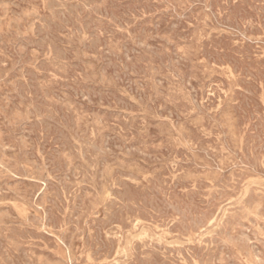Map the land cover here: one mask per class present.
I'll return each instance as SVG.
<instances>
[{
	"label": "rangeland",
	"instance_id": "rangeland-1",
	"mask_svg": "<svg viewBox=\"0 0 264 264\" xmlns=\"http://www.w3.org/2000/svg\"><path fill=\"white\" fill-rule=\"evenodd\" d=\"M59 1L58 0H56V1L55 0H0V34L3 33V35L1 34L2 37L0 35V41H1L0 42V45H1L0 46V91H2V92H0V103H1L0 104V148L3 147L2 149H0V157H1L0 160H2V161H0V171H1L0 172V176H1L0 177V195H1L0 198L2 197L0 199V208H1L0 209V211H1L0 212V245H1L0 246V264H6V263L7 264H25V263L26 264H40L41 262H42L41 264H49V263L50 264H55V263H57V264H119V263L120 264H154V263L155 264H193V263L194 264H242V263L243 264H254V263L255 264H262L263 263L264 264V256H263L264 255V249H263L264 248V237H263L264 236V229H263L264 228V194H263L264 193V187H263L264 186V183H263L264 182V161H262V160H264V158H263V156H264V114H263V112H264V98H263L264 97V74H263L264 73V53H263L264 52V17H263L264 16L263 15L264 14V9H263L264 8V0H248L249 2L247 0H234V1H232V0L231 1L230 0H221V1L219 0L218 1L217 0L216 2L214 0H198V1L195 0L196 2L194 0H190V1L189 0H179L180 2L178 0H173V1L172 0H170V1H168V0H129V1L125 0L124 2H123V0H117V2H116V0H112V1L111 0H79V1L78 0H65L66 2L64 0H59ZM90 1H92V2H90ZM113 1L115 4L113 3ZM118 1H119V3H118ZM239 1H240L241 5L243 4L242 7L239 4ZM243 1H245L246 3L245 2L243 3ZM54 2H56V3H54ZM49 3H50V5H49ZM51 3L53 4L54 7L52 6ZM93 3H94V5H93ZM128 3H129V6H128ZM159 3H160V5H159ZM232 3H234V4H232ZM126 4H127V6H125ZM151 4H153V5L151 6ZM161 4H163V5H161ZM245 4H246V6H245ZM258 4H260V5H258ZM85 5H86V7H85ZM143 5L144 6L146 5L148 7H146V6L144 7ZM158 5L160 6V8ZM222 5H223V7H222ZM232 5H233V8H232ZM99 6L102 8H100ZM116 6H118L119 8ZM141 6H142V8H139ZM176 6H177V8H174ZM207 6H210V7H207ZM228 6H231V7H228ZM258 6H259V8H258ZM63 7H65V8H63ZM77 7H78V10L76 9ZM127 7L129 10L127 9ZM235 7L237 8L236 10H235ZM238 7H240V8H238ZM110 8H111V10H109ZM135 8H136V10H135ZM146 8H148V9H146ZM198 8H199V10H198ZM217 8H219V9H217ZM243 8H246L247 11H246V9L243 10ZM131 9H133L134 11L133 10L131 11ZM220 9H222L223 11ZM75 10L78 12H76ZM97 10L99 11V13ZM52 11L54 14L52 13ZM69 11H70V13H69ZM106 11L108 12V15H107ZM175 11L177 12V14ZM236 11H238L239 13ZM80 12H82V13H80ZM92 12H93V14H92ZM120 12H122L123 14ZM130 12H132V14ZM244 12L247 14V16ZM253 12L255 15L257 13L258 14L255 16L253 14ZM178 13H179V15H178ZM242 13H244V14H242ZM78 14L82 17H80ZM98 14H100V15H98ZM232 14H233V16H232ZM124 15H126L128 18ZM215 15H217V16H215ZM223 15H224V17H223ZM72 16H74V17H72ZM106 16H108V18ZM140 16H143V17H140ZM145 16H146V18H145ZM205 16H207V17H205ZM42 17H43V19H42ZM110 17H112V18H110ZM121 17L123 20H121ZM246 17H247V19H246ZM62 18L65 21H63ZM102 18H104V19H102ZM144 19L147 21H145ZM118 21H120V22H118ZM148 21H150V22H148ZM187 21H188V23H187ZM223 21H224V23H223ZM227 21H228V24L230 23V25H227V23H226ZM91 22L94 24H92ZM254 22H256V23H254ZM257 22H258V24H257ZM85 23H87V24H85ZM100 23L102 25V28L100 26ZM102 23H104V24H102ZM112 23L114 25H112ZM116 23H118V24H116ZM125 23H127V24H125ZM233 23H235L236 26ZM242 23H244V24H242ZM250 23H253V25L250 26L251 25ZM47 24H49L50 27ZM76 24H77V26H76ZM194 24H195V26H194ZM216 24H218V25H216ZM106 25L108 28L106 27ZM185 25H187V26H185ZM196 25H197V27H196ZM104 26H105V28H104ZM46 27H48V28H46ZM61 27L63 30L61 29ZM64 27H65V29H64ZM74 27H75V29H73ZM258 27H260V28L258 29ZM53 28L56 30H54ZM252 28H253V30H252ZM110 29L113 30V32ZM244 29H246V30H244ZM52 30L54 33L52 32ZM79 30H81V31H79ZM95 31H96V33H95ZM215 31H216V33H215ZM245 31L247 33H245ZM41 32H42V34H41ZM254 32H256V33H254ZM58 33H60L61 35ZM201 33H203V34H201ZM16 35L18 38L16 37ZM131 35H133V36H131ZM172 35L173 36L176 35V36L173 37ZM185 35H187L188 37ZM189 35H191V36H189ZM192 35H194V36H192ZM28 36H29V38H28ZM60 36H62V37L60 38ZM126 37H128V38H126ZM135 37H137V38H135ZM222 37H224V38H222ZM48 38H50V39L48 40ZM92 38L94 39V41ZM139 38H140V40H139ZM232 38H233V40H232ZM164 39H167V40H164ZM191 39H193V40H191ZM205 39H207V40H205ZM247 39H248V41H247ZM56 40H58L59 42ZM4 41H6V42H4ZM51 42H54V43H52V45H51ZM85 42L87 45L85 44ZM94 42H96V45ZM98 42H99V44H98ZM247 42L248 43L250 42V43L248 44ZM147 43H149V44H147ZM165 43H168V44H165ZM45 44L47 45V48H46ZM131 44H133V45H131ZM170 44H171V46H170ZM187 44H189V45H187ZM215 45H216V47H215ZM48 46H49V49H48ZM54 46H56V47L53 48ZM88 46H91V47H88ZM108 46L110 49L111 48L114 49V51H112V49L110 50L108 48ZM244 46L246 49L244 48ZM252 46L253 47L255 46L254 50L252 49L253 48ZM8 47L10 49H8ZM51 47H52V49H51ZM163 47H165V48H163ZM168 48H170V49H168ZM117 49H119V50H117ZM127 49H129V50H127ZM147 49H149V50H147ZM233 49H234V52H233ZM48 50H49V52H48ZM115 50L117 51V53H115L116 52ZM239 50H241V51H239ZM58 51H60V52H58ZM62 51H63V53H62ZM146 51L149 54H147ZM155 51H156V53H155ZM167 51L170 53H168ZM216 51H218V52H216ZM112 52H113V54H112ZM172 52L173 53L175 52V53L173 54ZM221 52H222V54H221ZM91 53H93V54H91ZM139 53H141L142 55L141 54L139 55ZM216 53H218V54L220 53V54L217 56ZM234 53H236V54H234ZM56 54H57V56H56ZM261 54H263V55H261ZM27 55H29V56L31 55V56L29 57ZM175 55H177V56H175ZM45 56L46 57L48 56V57L46 58ZM56 57H58V58H56ZM106 57H109V58H106ZM164 57L166 60L164 59ZM184 57H185V60H184ZM224 57H225V60H224ZM124 58H125V60H124ZM132 58H133V60H131ZM138 58H143L145 61L143 62V59L138 60ZM152 58H153V60H151ZM156 58H157V60H156ZM161 58H163V59L161 60ZM205 58L206 59L208 58L210 61L206 60ZM43 59H45V60H43ZM106 59H107V61H106ZM147 59H148L149 64L147 63ZM170 59H172V60L170 61ZM182 59H183V61H182ZM260 59L263 61H261ZM70 60L73 62H70ZM121 60H123V62ZM149 60H151L152 62ZM163 60H164V62H162ZM38 61H41V62H38ZM125 61L126 62L128 61V62L126 63ZM228 61L231 63H229ZM43 62H44V64H43ZM174 62H176V63H174ZM185 62H186V64H185ZM144 63H145V65H144ZM168 63H170V65H168ZM208 63H210V64H208ZM242 63H244L245 66ZM39 64H41V65H39ZM125 64H126V66H125ZM131 64H133V65H131ZM157 64H159V65H157ZM55 65L57 67H54ZM109 65H111V66H109ZM119 65L121 67H119ZM150 65H151V67H150ZM44 67H45V69H44ZM113 67H115V68H113ZM116 67L118 69H116ZM126 67H127V69H126ZM163 67H164V69H163ZM71 69H72V72H70ZM50 70H51V72H49ZM115 70L117 71V73ZM131 70H132V72H131ZM139 70L141 73L139 72ZM234 70H236V72ZM249 70H250V72H249ZM104 71L107 73L105 74ZM159 71L161 72V74ZM245 71H246V73H248V72L249 73L246 74ZM87 72H88V74H87ZM134 72L138 73V75L135 74ZM53 73H54V75H53ZM64 73H66V74L64 75ZM114 73H116V74H114ZM175 73H176V75H175ZM260 73H261V75L263 74V76H261ZM61 74H62V76H61ZM151 74H152V76H151ZM233 74H235V75H233ZM57 75H59V76H57ZM67 75H68V78H66ZM171 75H174V76H171ZM147 76L150 78H148ZM197 76H198V78H197ZM254 76H255V78H254ZM261 77H263V78H261ZM53 79H56V80H53ZM25 81H27V82H25ZM36 81H37V83H36ZM66 81H68V82L66 83ZM69 81H70V83H69ZM78 81H79V83H78ZM148 81H150V82H148ZM206 81H208V82H206ZM253 81H255V82H253ZM18 82H20L21 85ZM12 83L14 86L12 85ZM17 83H18V85H17ZM38 83L39 84L41 83V84L38 85ZM75 83H76V85H75ZM181 83H184V86ZM198 83L200 84V86ZM205 83H207V84H205ZM243 83H245L246 85ZM145 84H147V85H145ZM159 84H161V86ZM214 84H216V85H214ZM250 84H251V87H250ZM255 84H256V86H255ZM170 85H172V86H170ZM70 86H72V87H70ZM76 86H77V88H76ZM141 86H143V87H141ZM162 86H164L165 88H163ZM167 87H169V88H167ZM215 87H216V89H215ZM47 88H48V90H47ZM137 88H138V90H136ZM160 89H162V90H160ZM174 89H176V90H174ZM208 89H210V90H208ZM37 90H39V92H36ZM141 90L144 92L146 91L145 93H147V94L143 93ZM228 90H230V91H228ZM220 91H222V92H220ZM226 91H227V93H226ZM65 92H67V93H65ZM219 92H220V94L218 95ZM40 93H42L43 95ZM197 94H199V97ZM204 94H205V96H204ZM1 95L3 97H1ZM20 95H22V96H20ZM236 95L238 97H236ZM25 96H26V98H25ZM165 96H166V98H165ZM169 96H171V97H169ZM8 97H10L11 99ZM124 97H126V98H124ZM155 97H157V98H155ZM172 97H174V98H172ZM54 98H55V100H54ZM67 98H68V100H67ZM141 98H142V100H141ZM151 98L153 100H151ZM198 98H200V99L198 100ZM60 99H62V100H60ZM165 99L167 100V102H165L166 101ZM185 99H186V101H185ZM116 100H117V102H116ZM158 100L160 101V104L158 103L159 102ZM176 100H177V102H176ZM67 101L69 103H67ZM104 101H105V103H104ZM208 101H210V102H208ZM224 101H226V102H224ZM234 101H236V102H234ZM242 101H243V103H242ZM254 101H256V102H254ZM202 102H204V103H202ZM38 103H40V104H38ZM76 103H78L79 105H77ZM179 103H181V104H179ZM61 104H63V105H61ZM119 104H122V105H119ZM31 105L33 107H31ZM76 105H77V108L79 110H77ZM108 105L109 106L112 105V106L109 107ZM237 105L240 106L242 108V110L240 107L238 108ZM253 105H255L254 108H253ZM156 106H158V107H156ZM186 106H188V107H186ZM203 106H204V108H203ZM213 106H215V107H213ZM60 107H62V108H60ZM66 107H68V108L71 107V108L68 110ZM165 107H166V109H164ZM191 107H194V108H191ZM34 108H35V110H34ZM85 109H87V110H85ZM135 109H137V110L134 111ZM153 109H154V111H153ZM239 109H240V111H239ZM37 110H38V112H37ZM82 110H83V112H82ZM52 111H53V113H52ZM63 111L64 112L66 111V112L64 113ZM244 111H245V113H244ZM33 112L35 113L34 116H33ZM73 112H75L76 114L75 113L73 114ZM164 112L165 113L167 112L168 114L166 113L167 114L166 115ZM198 112L200 113V115ZM246 112H248V113H246ZM41 113H43L44 115ZM47 113H49L48 116H47ZM124 113L126 115H124ZM208 113H210V114H208ZM244 114H245V116H244ZM39 115H41V116H39ZM44 116H45V118H44ZM56 116H58V117H56ZM104 116H105V118H104ZM120 116H122V121L120 119L121 118ZM168 116H169V118H166ZM254 116H256V117H254ZM213 117H215V118H213ZM203 118H204V121H203ZM240 118H242V119H240ZM252 118H253V120H251ZM254 118H256V119H254ZM38 119H41V120H38ZM93 120H94V122H93ZM31 121H32V124H31ZM111 121H112V123H110ZM65 122H67V123H65ZM171 122H172V125H171ZM185 122H188V123H185ZM16 123H18V124H16ZM80 123L81 124L83 123V125H81ZM218 123H220V125ZM85 124L87 126H85ZM173 124H175L177 127ZM251 124H252V126H251ZM257 124H258V126H257ZM47 125L48 126L50 125V126L48 127ZM111 125H112V127H111ZM125 125H126V127H125ZM239 125H240V127H239ZM31 126H33L34 129ZM123 126L125 127V129ZM259 126H260V128H259ZM40 127L42 129H40ZM46 127H48L49 130ZM7 128H8V130H7ZM214 128H215V130H214ZM216 128H218V129H216ZM54 129H55V131H53ZM69 129H70V131H69ZM194 129L196 132L193 131ZM253 129H255V130H253ZM88 130H90V131H88ZM158 130H159V132H158ZM27 131L29 132V134ZM109 131H111V132H109ZM137 131H138V133H137ZM193 132H194V134L197 133L196 134L197 137L193 134ZM199 132H201V133H199ZM246 132H248V134ZM86 134H88V135H86ZM139 134L142 137L139 136ZM81 135H83V136H81ZM145 136H146V138H144ZM31 137H32V139H31ZM69 137H71V138H69ZM98 137H99V139H98ZM26 138L27 139L30 138V139L27 140ZM45 138H47V139L45 140ZM252 138H253V140H252ZM50 139H51V141H50ZM196 139H198V140H196ZM84 140H86V141H84ZM96 140H98V141H96ZM192 140H193V142H192ZM4 141H6V142H4ZM27 141H29V142H27ZM120 141H121V143H120ZM50 142H52V143H50ZM219 142H221V143H219ZM240 142H242V143H240ZM246 142H247V144H246ZM188 143H190V144H188ZM70 144H71V146H70ZM130 144L131 145L134 144V146L133 145L131 146ZM22 145H24V147ZM66 145H69V146H66ZM119 145H120V147H119ZM180 145H182V146H180ZM259 145H261V147ZM26 146H28V147H26ZM32 146H34V147H32ZM91 146H92V148H91ZM148 146H150V147H148ZM193 146H195L194 147L195 149L193 148ZM104 148L106 151L103 150ZM148 148L150 149L149 151H148ZM3 149H4V151H3ZM70 149L72 152L70 151ZM90 149H92V151ZM121 149L122 150L124 149V151H122ZM175 149H176V153H175ZM188 149L192 150V151H189ZM254 149L256 151H254ZM87 150H89L91 152H89V151L87 152ZM93 150H95V151H93ZM40 151H41V153H40ZM96 151L99 153H97ZM125 151L127 154H125ZM179 151H181V154L179 153ZM230 151L233 153H231ZM42 152H44V153L42 154ZM74 152H76V153H74ZM183 152H184V155L182 154ZM239 152H241V153H239ZM36 153H38V154H36ZM68 153L69 154L72 153L71 154L72 156L69 155ZM82 153H84V154L82 155ZM227 153H228V155H227ZM45 154H46V156H45ZM96 154H98V155H96ZM170 154H172V155L170 156ZM252 154H253V156H251ZM57 155H59V156H57ZM223 155H225V158ZM55 156H57L58 158H56ZM104 156H105V158H104ZM173 156H174V158H173ZM67 157H69L70 159ZM75 157L76 158L80 157V158L75 159ZM101 157H103V158L101 159ZM219 157L220 158L223 157L224 160L220 159ZM241 157H242V159H241ZM14 158H15V161H14ZM34 158H36L37 161ZM253 158H255V160ZM243 160L244 161L246 160L247 162L245 161L246 162L245 163ZM5 161H7V162H5ZM31 161H33V162H31ZM91 161H92V163H91ZM15 162H17V163H15ZM260 162H262V163H260ZM9 163H10V165H9ZM52 163H53V165H52ZM57 163H59V164H57ZM250 163H251V165H250ZM169 164H171V166H173V167H171ZM218 164H219V166H218ZM59 166H62V167L59 168ZM196 166H198V167H196ZM209 166H210V168H209ZM50 167H52V168H50ZM75 167H77V168H75ZM203 167L205 169H203ZM178 168H180V169H178ZM92 169H93V171H92ZM211 169H212V171H211ZM165 170H166V172H165ZM261 170H263V172ZM55 171H56V173H55ZM203 171H205V172H203ZM115 172H117V173L114 174ZM38 173H39V175H38ZM30 174L32 177L30 176ZM48 174H50V175L53 174L54 176L53 175L50 176ZM102 174H103V176H102ZM174 174H176L175 177H174ZM13 175H14V177H12ZM34 175H37V176H34ZM122 175H123V177H122ZM200 176H202V177L200 178ZM203 176H204V179H203ZM87 177H88V179H87ZM147 177H149V178H147ZM178 177H180V178H178ZM84 178H86V179H84ZM91 178L94 180L92 181ZM116 178H120V179H116ZM229 178H230V180L231 179L232 180L230 181ZM64 179H66V180H64ZM77 179H79L78 182H77ZM81 179H83L84 181ZM250 179H251V181H250ZM6 180H7V182H5ZM118 180H120V181H118ZM204 180L206 182L207 181L208 182L206 183ZM137 181H139V182H137ZM46 182L48 183V186H47ZM50 182L53 184H51ZM59 182H62V183H59ZM118 182H120V183H118ZM123 182H124V184H122ZM102 183H103V185H102ZM205 183H206V185H205ZM222 183L223 184L225 183V185H223ZM9 184H11V185H9ZM109 184H110V186H109ZM200 184H202V185H200ZM214 184H216V185H214ZM19 185H21V186H19ZM140 185H143V186H140ZM152 185H153V187H150ZM236 185H237V187H236ZM49 186H50V188H49ZM74 186H75L76 190H75ZM88 186H89V188H88ZM107 186H109V187H107ZM224 186L225 187L227 186V188H224ZM121 187L124 189H122ZM185 187H186V189H185ZM131 188H133V191ZM160 188H162V189H160ZM31 189H33L34 191L33 190L31 191ZM56 189H59L61 192L56 190ZM126 189L129 191H127ZM143 190H145V191H143ZM159 190L160 191L163 190V193H162V191L160 192ZM165 190H167V191H165ZM231 190H233V191H231ZM73 191H75V192H73ZM123 191H125V192H123ZM135 191L136 192L138 191L141 194H139L138 192L136 193ZM150 191H152V192L150 193ZM153 191H154V193L156 192L155 195L157 194V196H155L153 194ZM197 191L198 192L200 191L199 192L200 194ZM216 191H217V193H216ZM112 192H113V194H112ZM188 192H190V193H188ZM6 193H8V194H6ZM11 193H14V194H11ZM69 193H71V194L69 195ZM133 193H135V195ZM89 194H90V196H88ZM99 194H100V196H99ZM205 194H207V195H205ZM4 195H5V197H4ZM110 195H112V196H110ZM181 195H182V197H181ZM228 195L229 196L231 195V196L229 197ZM252 195H254L255 197ZM18 196H19V198H18ZM54 196L57 198H55ZM82 196H84V197H82ZM14 197H16V198H14ZM123 197H124V199H123ZM157 197H159V198H157ZM164 197L166 200L164 199ZM173 197L176 198L177 200L173 199ZM21 198H23V199H21ZM87 198L89 199V201L87 200ZM94 198H96V199H94ZM129 198H131L133 201ZM155 198H157V199H155ZM31 199H32V201H31ZM90 199H92V200H90ZM194 199H195L194 202H196L195 204H194V202H192ZM1 200L4 201V203L1 202ZM109 200L110 201L112 200V201L110 202ZM155 200H157V202ZM245 200H249V202L245 201ZM29 201L32 203H30ZM177 201H179V202H177ZM213 201L215 203H213ZM233 201H235V202H233ZM101 202H102V204H101ZM120 202H122V203L120 204ZM131 202H134V203H131ZM160 202H161V204H160ZM188 202L190 204H188ZM58 203H59V205H58ZM79 203H80V205H79ZM106 203H107V205H106ZM123 203H124V205H123ZM216 203H217V205H216ZM239 203H241V204H239ZM251 203H252V205H251ZM88 204H90V205H88ZM85 205H87V206L85 207ZM141 205H143V206H141ZM112 207H113V210H112ZM146 207H148V208H146ZM213 207H215L217 210L218 209L219 210L215 211V208H213ZM194 208H195V210H194ZM234 208H236V209H234ZM237 208H239V209H237ZM56 209H57V211H56ZM106 209H107V211H106ZM223 209H224V212H223ZM85 210H86V212H88V214L85 212ZM188 210H190V211L188 212ZM199 210L200 211L206 210V212L205 211L200 212ZM229 210L231 211V213ZM28 211L31 213H29ZM125 211H127V212H125ZM160 211H162V212H160ZM175 211L177 213H175ZM237 211H238V213H237ZM4 212L6 215H4ZM256 213L258 215H256ZM55 214H56V216H55ZM207 214H209V215H207ZM111 215H113L114 217ZM173 215H176L177 217L173 216ZM182 215H183V220H182ZM68 216H69V218H68ZM107 216H109V219ZM163 216H165V217H163ZM212 216H213V218H212ZM66 217H67V219H66ZM104 217H105V219H104ZM125 217H126V219H125ZM232 217H233V219H232ZM234 217H235V220H234ZM253 218H255V219H253ZM37 219H38L39 223L37 222ZM240 219H242V220H240ZM27 220H30V221H27ZM85 220H87V221H85ZM93 220H94V222H93ZM130 221H131V224L129 225ZM207 221H208V223H207ZM221 221L223 222V224ZM218 222H219V226H217ZM225 222L228 224H226ZM186 223H188L189 225ZM116 224H119V225H116ZM27 225H28V227H27ZM35 225H37L38 227ZM101 225H102V227H101ZM153 225L155 228L153 227ZM184 225H185V228H184ZM251 225H253V226H251ZM257 225H258V227H257ZM46 226H48L49 228ZM69 226H71V227H69ZM77 226L80 228H78ZM119 226H120V228H119ZM188 226H189V228H188ZM43 227H44L45 231H44ZM207 227H210V228H207ZM256 228H257V230H255ZM199 229L201 230V232ZM23 230H24V232H23ZM26 230H29V231H26ZM93 230H95L96 232H94ZM114 230H115V232H114ZM193 230H195V231H193ZM205 230H207V233H205L206 232ZM33 231H35V232H33ZM98 231H100V232H98ZM117 231H119V233ZM44 232H46V233H44ZM88 232H90V233H88ZM158 232H160V233H158ZM170 232H172V233H170ZM92 233H94V234H92ZM139 233H141L142 235ZM161 233L162 234L165 233V234L162 235ZM196 233H197V236H196ZM27 234L28 235L31 234V236L29 235V237H26ZM32 234H34V235H32ZM107 234H109V235H107ZM40 235H43V236L41 237ZM65 235H66V237H65ZM167 235H168V237H167ZM19 236L20 237L22 236V237L20 238ZM63 236H64V238H63ZM113 236H114L115 240L113 238H111ZM254 236L256 238H254ZM123 237H125V238H123ZM151 237H152V239H151ZM44 238L46 241L44 240ZM81 238H82V240H81ZM247 238H248V240H247ZM198 239L201 242H199ZM24 242L25 243L28 242V243L25 244ZM48 242L50 244H48ZM95 242L98 246L95 244ZM108 242L110 243V245ZM114 242H118V243L114 244ZM232 242H233V244H232ZM163 243H165V244H163ZM198 244H200V245H198ZM95 245H96V247H95ZM25 246H27V247H25ZM165 246H167V247H165ZM24 248H26V250L28 252H26V250ZM120 248L121 249L123 248V249L121 250ZM190 248H192V249H190ZM239 248H240V250H239ZM245 248H246V250L247 249L248 250L246 251ZM3 249H4V251H3ZM109 249H110V251H109ZM160 252H161V254H160ZM232 252H233V254H232ZM251 252H252V254H251ZM188 253H189V256L186 255ZM104 254H106V255H104ZM147 254H150V255H147ZM247 254L251 257H249ZM91 255H92V257H91ZM78 256L79 257L81 256V258H79ZM146 256L147 257L149 256V257L146 258ZM160 256H162V257H160ZM192 257H193V259H191ZM246 257H247V259H246ZM256 257H257V259H256ZM39 258H40V260H39ZM84 258L85 259L87 258V260H85ZM94 258H95V260H94ZM100 258H102L103 260ZM162 258L163 259L165 258V259L163 260ZM235 258L237 260H235ZM82 259H84V260H82ZM61 261H63V262H61ZM67 261H69V262H67ZM85 261H86V263H85ZM124 261H125V263H124ZM179 261H180V263H179ZM240 261H241V263H240ZM126 262H128V263H126ZM134 262H136V263H134Z\"/></svg>",
	"mask_w": 264,
	"mask_h": 264
},
{
	"label": "bare ground",
	"instance_id": "bare-ground-1",
	"mask_svg": "<svg viewBox=\"0 0 264 264\" xmlns=\"http://www.w3.org/2000/svg\"><path fill=\"white\" fill-rule=\"evenodd\" d=\"M55 1H56V0H55ZM58 1H59V0H58ZM64 1H65V0H64ZM64 1H63V2H64ZM78 1H79V0H78ZM111 1H112V0H111ZM124 1H125V0H123V2H124ZM128 1H129V0H128ZM128 1H127V2H128ZM168 1H170V0H168ZM172 1H173V0H172ZM178 1H179V0H178ZM189 1H190V0H189ZM194 1H195V0H194ZM197 1H198V0H197ZM214 1L216 2L217 0H214ZM218 1H219V0H218ZM220 1H221V0H220ZM230 1H231V0H230ZM232 1H234V0H232ZM247 1H248V0H247ZM49 2H50V1H49ZM59 2H60V1H59ZM65 2H66V1H65ZM90 2H92V1H90ZM107 2H108V1H107ZM116 2H117V0H116ZM121 2H122V1H121ZM123 2H122V3H123ZM143 2H144V1H143ZM163 2H164V1H163ZM163 2H162V3H163ZM165 2H166V1H165ZM179 2H180V1H179ZM195 2H196V1H195ZM227 2H228V1H227ZM241 2H242V1H241ZM244 2H245V1H243V3H244ZM248 2H249V1H248ZM248 2H247V3H248ZM255 2H256V1H255ZM54 3H56V2H54ZM83 3H84V2H83ZM83 3H82V4H83ZM113 3H114V1H113ZM113 3H112V4H113ZM118 3H119V1H118ZM135 3H136V2H135ZM140 3H141V2H140ZM146 3H147V2H146ZM150 3H151V2H150ZM205 3H206V2H205ZM210 3H211V2H210ZM229 3H230V2H229ZM245 3H246V2H245ZM250 3H251V2H250ZM51 4H52V3H51ZM96 4H97V3H96ZM112 4H111V5H112ZM114 4H115V3H114ZM141 4H142V3H141ZM147 4H148V3H147ZM156 4H157V3H156ZM156 4H155V5H156ZM201 4H202V3H201ZM207 4H208V3H207ZM207 4H206V5H207ZM222 4H223V3H222ZM224 4H225V3H224ZM232 4H234V3H232ZM239 4H240V1H239ZM16 5H17V4H16ZM18 5H19V4H18ZM49 5H50V3H49ZM57 5H58V4H57ZM93 5H94V3H93ZM98 5H99V4H98ZM116 5H117V4H116ZM120 5H121V4H120ZM152 5H153V4H151V6H152ZM159 5H160V3H159ZM159 5H158V6H159ZM161 5H163V4H161ZM165 5H166V4H165ZM219 5H220V4H219ZM236 5H237V4H236ZM240 5H241V4H240ZM242 5H243V4H242ZM242 5H241V7H242ZM250 5H251V4H250ZM258 5H260V4H258ZM261 5H262V4H261ZM52 6H53V4H52ZM109 6H110V5H109ZM109 6H108V7H109ZM121 6H122V5H121ZM125 6H127V4H126ZM128 6H129V3H128ZM143 6H144V5H143ZM145 6H146V5H145ZM145 6H144V7H145ZM151 6H150V7H151ZM174 6H175V5H174ZM210 6H211V5H210ZM210 6H207V7H210ZM245 6H246V4H245ZM18 7H19V6H18ZM49 7H50V6H49ZM53 7H54V6H53ZM85 7H86V5H85ZM90 7H91V6H90ZM99 7H100V6H99ZM106 7H107V6H106ZM116 7H118V6H116ZM134 7H135V6H134ZM146 7H148V6H146ZM155 7H156V6H155ZM188 7H189V6H188ZM213 7H214V6H213ZM222 7H223V5H222ZM226 7H227V6H226ZM226 7H225V8H226ZM228 7H231V6H228ZM255 7H256V6H255ZM262 7H263V6H262ZM60 8H61V7H60ZM63 8H65V7H63ZM71 8H72V7H71ZM100 8H102V7H100ZM111 8H112V7H111ZM111 8H110L109 10H111ZM118 8H119V7H118ZM131 8H132V7H131ZM139 8H142V6L139 7ZM159 8H160V6H159ZM165 8H166V7H165ZM174 8H177V6L174 7ZM215 8H216V7H215ZM225 8H224V9H225ZM232 8H233V5H232ZM238 8H240V7H238ZM247 8H248V7H247ZM249 8H250V7H249ZM258 8H259V6H258ZM55 9H56V8H55ZM61 9H62V8H61ZM76 9L78 10V7H77ZM89 9H90V8H89ZM92 9H93V8H92ZM106 9H107V8H106ZM112 9H113V8H112ZM114 9H115V8H114ZM127 9H128V7H127ZM137 9H138V8H137ZM146 9H148V8H146ZM152 9H153V8H152ZM217 9H219V8H217ZM236 9H237V8L235 7V10H236ZM244 9H246V8H243V10H244ZM263 9H264V8H263ZM53 10H54V9H53ZM59 10H60V9H59ZM67 10H68V9H67ZM101 10H102V9H101ZM109 10H108V11H109ZM115 10H116V9H115ZM119 10H120V9H119ZM128 10H129V9H128ZM132 10H133V9H131V11H132ZM135 10H136V8H135ZM163 10H164V9H163ZM198 10H199V8H198ZM220 10H222V9H220ZM227 10H228V9H227ZM229 10H230V9H229ZM232 10H233V9H232ZM240 10H241V9H240ZM256 10H257V9H256ZM75 11H76V10H75ZM80 11H81V10H80ZM88 11H89V10H88ZM97 11H98V10H97ZM133 11H134V10H133ZM147 11H148V10H147ZM214 11H215V10H214ZM216 11H217V10H216ZM222 11H223V10H222ZM246 11H247V9H246ZM16 12H17V11H16ZM60 12H61V11H60ZM71 12H72V11H71ZM76 12H78V11H76ZM85 12H86V11H85ZM101 12H102V11H101ZM104 12H105V11H104ZM106 12H107V11H106ZM163 12H164V11H163ZM175 12H176V11H175ZM194 12H195V11H194ZM232 12H233V11H232ZM236 12H238V11H236ZM236 12H235V13H236ZM258 12H259V11H258ZM52 13H53V11H52ZM52 13H51V14H52ZM57 13H58V12H57ZM66 13H67V12H66ZM69 13H70V11H69ZM80 13H82V12H80ZM98 13H99V11H98ZM112 13H113V12H112ZM120 13H122V12H120ZM124 13H125V12H124ZM130 13L132 14V12H130ZM130 13H129V14H130ZM149 13H150V12H149ZM156 13H157V12H156ZM195 13H196V12H195ZM195 13H194V14H195ZM209 13H210V12H209ZM216 13H217V12H216ZM223 13H224V12H223ZM226 13H227V12H226ZM233 13H234V12H233ZM238 13H239V12H238ZM244 13H245V12H244ZM244 13H242V14H244ZM53 14H54V13H53ZM76 14H77V13H76ZM92 14H93V12H92ZM110 14H111V13H110ZM118 14H119V13H118ZM122 14H123V13H122ZM122 14H121V15H122ZM135 14H136V13H135ZM147 14H148V13H147ZM159 14H160V13H159ZM176 14H177V12H176ZM196 14H197V13H196ZM214 14H215V13H214ZM242 14H241V15H242ZM245 14H246V13H245ZM253 14H254V12H253ZM253 14H252V15H253ZM257 14H258V13H257ZM257 14H256V15H257ZM71 15H72V14H71ZM74 15H75V14H74ZM78 15H79V14H78ZM88 15H89V14H88ZM98 15H100V14H98ZM102 15H103V14H102ZM105 15H106V14H105ZM107 15H108V12H107ZM141 15H142V14H141ZM157 15H158V14H157ZM178 15H179V13H178ZM219 15H220V14H219ZM230 15H231V14H230ZM235 15H236V14H235ZM250 15H251V14H250ZM250 15H249V16H250ZM254 15H255V14H254ZM256 15H255V16H256ZM261 15H262V14H261ZM261 15H260V16H261ZM263 15H264V14H263ZM263 15H262V16H263ZM51 16H52V15H51ZM69 16H70V15H69ZM79 16H80V15H79ZM89 16H90V15H89ZM112 16H113V15H112ZM115 16H116V15H115ZM122 16H123V15H122ZM124 16H126V15H124ZM151 16H152V15H151ZM215 16H217V15H215ZM232 16H233V14H232ZM232 16H231V17H232ZM236 16H237V15H236ZM246 16H247V14H246ZM44 17H45V16H44ZM55 17H56V16H55ZM63 17H64V16H63ZM72 17H74V16H72ZM77 17H78V16H77ZM80 17H82V16H80ZM103 17H104V16H103ZM106 17L108 18V16H106ZM113 17H114V16H113ZM126 17H127V16H126ZM140 17H143V16H140ZM147 17H148V16H147ZM172 17H173V16H172ZM192 17H193V16H192ZM196 17H197V16H196ZM205 17H207V16H205ZM223 17H224V15H223ZM227 17H228V16H227ZM237 17H238V16H237ZM239 17H240V16H239ZM243 17H244V16H243ZM250 17H251V16H250ZM257 17H258V16H257ZM263 17H264V16H263ZM263 17H262V18H263ZM49 18H50V17H49ZM91 18H92V17H91ZM110 18H112V17H110ZM117 18H118V17H117ZM127 18H128V17H127ZM133 18H134V17H133ZM145 18H146V16H145ZM190 18H191V17H190ZM255 18H256V17H255ZM42 19H43V17H42ZM50 19H51V18H50ZM88 19H89V18H88ZM95 19H96V18H95ZM102 19H104V18H102ZM131 19H132V18H131ZM141 19H142V18H141ZM147 19H148V18H147ZM197 19H198V18H197ZM225 19H226V18H225ZM228 19H229V18H228ZM231 19H232V18H231ZM246 19H247V17H246ZM48 20H49V19H48ZM62 20L65 21L63 18H62ZM66 20H67V19H66ZM84 20H85V19H84ZM108 20H109V19H108ZM121 20H123L122 17H121ZM137 20H138V19H137ZM144 20H145V19H144ZM150 20H151V19H150ZM193 20H194V19H193ZM195 20H196V19H195ZM198 20H199V19H198ZM214 20H215V19H214ZM258 20H259V19H258ZM58 21H59V20H58ZM73 21H74V20H73ZM94 21H95V20H94ZM97 21H98V20H97ZM106 21H107V20H106ZM112 21H113V20H112ZM116 21H117V20H116ZM126 21H127V20H126ZM131 21H132V20H131ZM145 21H147V20H145ZM185 21H186V20H185ZM189 21H190V20H189ZM218 21H219V20H218ZM218 21H217V22H218ZM250 21H251V20H250ZM255 21H256V20H255ZM35 22H36V21H35ZM48 22H49V21H48ZM52 22H53V21H52ZM68 22H69V21H68ZM75 22H76V21H75ZM118 22H120V21H118ZM136 22H137V21H136ZM148 22H150V21H148ZM221 22H222V21H221ZM234 22H235V21H234ZM262 22H263V21H262ZM20 23H21V22H20ZM38 23H39V22H38ZM59 23H60V22H59ZM62 23H63V22H62ZM62 23H61V24H62ZM70 23H71V22H70ZM77 23H78V22H77ZM91 23H92V22H91ZM97 23H98V22H97ZM113 23H114V22H113ZM113 23H112V25H114ZM122 23H123V22H122ZM122 23H121V24H122ZM185 23H186V22H185ZM187 23H188V21H187ZM191 23H192V22H191ZM206 23H207V22H206ZM223 23H224V21H223ZM223 23H222V24H223ZM226 23H227V25H230V23L228 24V21H227ZM226 23H225V24H226ZM239 23H240V22H239ZM254 23H256V22H254ZM55 24H56V23H55ZM67 24H68V23H67ZM85 24H87V23H85ZM88 24H89V23H88ZM92 24H94V23H92ZM102 24H104V23H102ZM116 24H118V23H116ZM116 24H115V25H116ZM121 24H120V25H121ZM125 24H127V23H125ZM196 24H197V23H196ZM208 24H209V23H208ZM233 24L235 25V23H233ZM242 24H244V23H242ZM250 24H251L250 26L253 25V23H250ZM257 24H258V22H257ZM47 25L49 26V24H47ZM72 25H73V24H72ZM78 25H79V24H78ZM89 25H90V24H89ZM98 25H99V24H98ZM129 25H130V24H129ZM132 25H133V24H132ZM187 25H188V24H187ZM187 25H185V26H187ZM197 25H198V24H197ZM197 25H196V27H197ZM212 25H213V24H212ZM216 25H218V24H216ZM231 25H232V24H231ZM240 25H241V24H240ZM37 26H38V25H37ZM54 26H55V25H54ZM62 26H63V25H62ZM76 26H77V24H76ZM81 26H82V25H81ZM86 26H87V25H86ZM86 26H85V27H86ZM100 26H101V28H102L101 23H100ZM124 26H125V25H124ZM130 26H131V25H130ZM130 26H129V27H130ZM135 26H136V25H135ZM194 26H195V24H194ZM235 26H236V25H235ZM241 26H242V25H241ZM261 26H262V25H261ZM261 26H260V27H261ZM35 27H36V26H35ZM39 27H40V26H39ZM49 27H50V26H49ZM90 27H91V26H90ZM106 27H107V25H106ZM127 27H128V26H127ZM189 27H190V26H189ZM239 27H240V26H239ZM242 27H243V26H242ZM242 27H241V28H242ZM260 27H258V29H259ZM18 28H19V27H18ZM46 28H48V27H46ZM59 28H60V27H59ZM66 28H67V27H66ZM86 28H87V27H86ZM96 28H97V27H96ZM98 28H99V27H98ZM104 28H105V26H104ZM107 28H108V27H107ZM121 28H122V27H121ZM135 28H136V27H135ZM34 29H35V28H34ZM39 29H40V28H39ZM53 29H54V28H53ZM61 29H62V27H61ZM64 29H65V27H64ZM73 29H75V27H74ZM78 29H79V28H78ZM78 29H77V30H78ZM80 29H81V28H80ZM89 29H90V28H89ZM93 29H94V28H93ZM114 29H115V28H114ZM119 29H120V28H119ZM183 29H184V28H183ZM194 29H195V28H194ZM200 29H201V28H200ZM208 29H209V28H208ZM247 29H248V28H247ZM41 30H42V29H41ZM54 30H56V29H54ZM62 30H63V29H62ZM68 30H69V29H68ZM94 30H95V29H94ZM99 30H100V29H99ZM105 30H106V29H105ZM105 30H104V31H105ZM110 30H111V29H110ZM120 30H121V29H120ZM125 30H126V29H125ZM244 30H246V29H244ZM252 30H253V28H252ZM254 30H255V29H254ZM37 31H38V30H37ZM37 31H36V32H37ZM48 31H49V30H48ZM65 31H66V30H65ZM79 31H81V30H79ZM106 31H107V30H106ZM106 31H105V32H106ZM111 31L113 32V30H111ZM139 31H140V30H139ZM189 31H190V30H189ZM207 31H208V30H207ZM44 32H45V31H44ZM52 32H53V30H52ZM68 32H69V31H68ZM75 32H76V31H75ZM102 32H103V31H102ZM120 32H121V31H120ZM230 32H231V31H230ZM262 32H263V31H262ZM5 33H6V32H5ZM21 33H22V32H21ZM27 33H28V32H27ZM53 33H54V32H53ZM95 33H96V31H95ZM100 33H101V32H100ZM103 33H104V32H103ZM212 33H213V32H212ZM215 33H216V31H215ZM224 33H225V32H224ZM245 33H247V32L245 31ZM251 33H252V32H251ZM254 33H256V32H254ZM257 33H258V32H257ZM1 34L3 35V33H1ZM1 34H0V35H1ZM18 34H19V33H18ZM41 34H42V32H41ZM50 34H51V33H50ZM58 34H60V33H58ZM58 34H57V35H58ZM93 34H94V33H93ZM93 34H92V35H93ZM101 34H102V33H101ZM110 34H111V33H110ZM176 34H177V33H176ZM201 34H203V33H201ZM239 34H240V33H239ZM2 35H1V37H2ZM52 35H53V34H52ZM52 35H51V36H52ZM60 35H61V34H60ZM96 35H97V34H96ZM177 35H178V34H177ZM223 35H224V34H223ZM226 35H227V34H226ZM232 35H233V34H232ZM234 35H235V34H234ZM244 35H245V34H244ZM9 36H10V35H9ZM51 36H50V37H51ZM71 36H72V35H71ZM94 36H95V35H94ZM106 36H107V35H106ZM131 36H133V35H131ZM135 36H136V35H135ZM151 36H152V35H151ZM172 36H173V35H172ZM174 36H176V35H174ZM174 36H173V37H174ZM185 36H187V35H185ZM189 36H191V35H189ZM192 36H194V35H192ZM224 36H225V35H224ZM228 36H229V35H228ZM242 36H243V35H242ZM258 36H259V35H258ZM16 37H17V35H16ZM61 37H62V36H60V38H61ZM64 37H65V36H64ZM141 37H142V36H141ZM154 37H155V36H154ZM180 37H181V36H180ZM180 37H179V38H180ZM187 37H188V36H187ZM226 37H227V36H226ZM238 37H239V36H238ZM17 38H18V37H17ZM28 38H29V36H28ZM53 38H54V37H53ZM97 38H98V37H97ZM97 38H96V39H97ZM102 38H103V37H102ZM126 38H128V37H126ZM130 38H131V37H130ZM135 38H137V37H135ZM190 38H191V37H190ZM212 38H213V37H212ZM222 38H224V37H222ZM12 39H13V38H12ZM38 39H39V38H38ZM49 39H50V38H48V40H49ZM57 39H58V38H57ZM92 39H93V38H92ZM100 39H101V38H100ZM100 39H99V40H100ZM105 39H106V38H105ZM108 39H109V38H108ZM110 39H111V38H110ZM157 39H158V38H157ZM203 39H204V38H203ZM208 39H209V38H208ZM216 39H217V38H216ZM219 39H220V38H219ZM226 39H227V38H226ZM238 39H239V38H238ZM242 39H243V38H242ZM255 39H256V38H255ZM32 40H33V39H32ZM36 40H37V39H36ZM51 40H52V39H51ZM60 40H61V39H60ZM65 40H66V39H65ZM67 40H68V39H67ZM86 40H87V39H86ZM132 40H133V39H132ZM139 40H140V38H139ZM154 40H155V39H154ZM164 40H167V39H164ZM191 40H193V39H191ZM205 40H207V39H205ZM220 40H221V39H220ZM224 40H225V39H224ZM229 40H230V39H229ZM232 40H233V38H232ZM250 40H251V39H250ZM56 41H58V40H56ZM93 41H94V39H93ZM108 41H109V40H108ZM129 41H130V40H129ZM203 41H204V40H203ZM227 41H228V40H227ZM247 41H248V39H247ZM0 42H1V41H0ZM4 42H6V41H4ZM10 42H11V41H10ZM28 42H29V41H28ZM33 42H34V41H33ZM43 42H44V41H43ZM45 42H46V41H45ZM58 42H59V41H58ZM62 42H63V41H62ZM64 42H65V41H64ZM86 42H87V41H86ZM86 42H85V44H86ZM105 42H106V41H105ZM105 42H104V43H105ZM135 42H136V41H135ZM167 42H168V41H167ZM170 42H171V41H170ZM214 42H215V41H214ZM219 42H220V41H219ZM242 42H243V41H242ZM24 43H25V42H24ZM36 43H37V42H36ZM40 43H41V42H40ZM47 43H48V42H47ZM52 43H54V42H51V45H52ZM94 43H95V45H96V42H94ZM178 43H179V42H178ZM240 43H241V42H240ZM244 43H245V42H244ZM247 43H248V42H247ZM249 43H250V42H249ZM249 43H248V44H249ZM42 44H43V43H42ZM57 44H58V43H57ZM60 44H61V43H60ZM98 44H99V42H98ZM100 44H101V43H100ZM136 44H137V43H136ZM147 44H149V43H147ZM165 44H168V43H165ZM182 44H183V43H182ZM209 44H210V43H209ZM11 45H12V44H11ZM45 45H46V44H45ZM45 45H44V46H45ZM61 45H62V44H61ZM86 45H87V44H86ZM91 45H92V44H91ZM108 45H109V44H108ZM131 45H133V44H131ZM138 45H139V44H138ZM140 45H141V44H140ZM162 45H163V44H162ZM162 45H161V46H162ZM187 45H189V44H187ZM201 45H202V44H201ZM203 45H204V44H203ZM230 45H231V44H230ZM237 45H238V44H237ZM241 45H242V44H241ZM0 46H1V45H0ZM5 46H6V45H5ZM37 46H38V45H37ZM56 46H57V45H56ZM56 46H54L53 48H55ZM65 46H66V45H65ZM109 46H110V45H109ZM109 46H108V48H109ZM135 46H136V45H135ZM163 46H164V45H163ZM170 46H171V44H170ZM180 46H181V45H180ZM242 46H243V45H242ZM6 47H7V46H6ZM9 47H10V46H9ZM9 47H8V49L11 48V47H10V48H9ZM24 47H25V46H24ZM32 47H33V46H32ZM88 47H91V46H88ZM211 47H212V46H211ZM215 47H216V45H215ZM220 47H221V46H220ZM224 47H225V46H224ZM228 47H229V46H228ZM239 47H240V46H239ZM252 47H253V46H252ZM254 47H255V46H254ZM254 47L252 48L253 50H254ZM37 48H38V47H37ZM46 48H47V45H46ZM63 48H64V47H63ZM97 48H98V47H97ZM108 48H107V49H108ZM123 48H124V47H123ZM126 48H127V47H126ZM126 48H125V49H126ZM138 48H139V47H138ZM163 48H165V47H163ZM201 48H202V47H201ZM204 48H205V47H204ZM212 48H213V47H212ZM222 48H223V47H222ZM222 48H221V49H222ZM244 48H245V46H244ZM244 48H243V49H244ZM249 48H250V47H249ZM258 48H259V47H258ZM25 49H26V48H25ZM27 49H28V48H27ZM40 49H41V48H40ZM43 49H44V48H43ZM48 49H49V46H48ZM51 49H52V47H51ZM58 49H59V48H58ZM93 49H94V48H93ZM95 49H96V48H95ZM103 49H104V48H103ZM109 49H110V48H109ZM111 49H112V48H111ZM111 49H110V50H111ZM152 49H153V48H152ZM168 49H170V48H168ZM210 49H211V48H210ZM221 49H220V50H221ZM236 49H237V48H236ZM239 49H240V48H239ZM245 49H246V48H245ZM245 49H244V50H245ZM29 50H30V49H29ZM29 50H28V51H29ZM65 50H66V49H65ZM68 50H69V49H68ZM91 50H92V49H91ZM96 50H97V49H96ZM117 50H119V49H117ZM127 50H129V49H127ZM130 50H131V49H130ZM140 50H141V49H140ZM147 50H149V49H147ZM150 50H151V49H150ZM158 50H159V49H158ZM158 50H157V51H158ZM165 50H166V49H165ZM204 50H205V49H204ZM257 50H258V49H257ZM261 50H262V49H261ZM6 51H7V50H6ZM112 51H114V49H112ZM115 51H116V50H115ZM124 51H125V50H124ZM134 51H135V50H134ZM176 51H177V50H176ZM180 51H181V50H180ZM201 51H202V50H201ZM208 51H209V50H208ZM226 51H227V50H226ZM228 51H229V50H228ZM231 51H232V50H231ZM239 51H241V50H239ZM239 51H238V52H239ZM9 52H10V51H9ZM29 52H30V51H29ZM48 52H49V50H48ZM58 52H60V51H58ZM67 52H68V51H67ZM97 52H98V51H97ZM143 52H144V51H143ZM158 52H159V51H158ZM164 52H165V51H164ZM167 52H168V51H167ZM216 52H218V51H216ZM222 52H223V51H222ZM222 52H221V54H222ZM233 52H234V49H233ZM235 52H236V51H235ZM247 52H248V51H247ZM62 53H63V51H62ZM62 53H61V54H62ZM68 53H69V52H68ZM115 53H117V51H116ZM146 53H147V51H146ZM155 53H156V51H155ZM168 53H170V52H168ZM172 53H173V52H172ZM174 53H175V52H174ZM174 53H173V54H174ZM191 53H192V52H191ZM224 53H225V52H224ZM242 53H243V52H242ZM245 53H246V52H245ZM250 53H251V52H250ZM263 53H264V52H263ZM6 54H7V53H6ZM54 54H55V53H54ZM61 54H60V55H61ZM66 54H67V53H66ZM66 54H65V55H66ZM91 54H93V53H91ZM112 54H113V52H112ZM118 54H119V53H118ZM140 54H141V53H139V55H140ZM147 54H149V53H147ZM205 54H206V53H205ZM216 54H217V56H218L220 53H219V54L216 53ZM216 54H215V55H216ZM225 54H226V53H225ZM229 54H230V53H229ZM234 54H236V53H234ZM253 54H254V53H253ZM12 55H13V54H12ZM58 55H59V54H58ZM65 55H64V56H65ZM71 55H72V54H71ZM74 55H75V54H74ZM104 55H105V54H104ZM114 55H115V54H114ZM122 55H123V54H122ZM137 55H138V54H137ZM141 55H142V54H141ZM150 55H151V54H150ZM168 55H169V54H168ZM178 55H179V54H178ZM194 55H195V54H194ZM212 55H213V54H212ZM226 55H227V54H226ZM226 55H225V56H226ZM232 55H233V54H232ZM237 55H238V54H237ZM244 55H245V54H244ZM261 55H263V54H261ZM7 56H8V55H7ZM27 56H29V55H27ZM30 56H31V55H30ZM30 56H29V57H30ZM56 56H57V54H56ZM92 56H93V55H92ZM110 56H111V55H110ZM156 56H157V55H156ZM164 56H165V55H164ZM175 56H177V55H175ZM209 56H210V55H209ZM213 56H214V55H213ZM229 56H230V55H229ZM238 56H239V55H238ZM251 56H252V55H251ZM256 56H257V55H256ZM45 57H46V56H45ZM47 57H48V56H47ZM47 57H46V58H47ZM67 57H68V56H67ZM112 57H113V56H112ZM116 57H117V56H116ZM125 57H126V56H125ZM129 57H130V56H129ZM146 57H147V56H146ZM162 57H163V56H162ZM180 57H181V56H180ZM182 57H183V56H182ZM205 57H206V56H205ZM220 57H221V56H220ZM220 57H219V58H220ZM227 57H228V56H227ZM243 57H244V56H243ZM248 57H249V56H248ZM248 57H247V58H248ZM252 57H253V56H252ZM259 57H260V56H259ZM56 58H58V57H56ZM61 58H62V57H61ZM68 58H69V57H68ZM97 58H98V57H97ZM106 58H109V57H106ZM143 58H144V57H143ZM143 58H138V60L143 59ZM154 58H155V57H154ZM208 58H209V57H208ZM208 58H207V59L205 58V59H206V60H209L210 58H209V59H208ZM212 58H213V57H212ZM221 58H222V57H221ZM221 58H220V59H221ZM232 58H233V57H232ZM238 58H239V57H238ZM241 58H242V57H241ZM261 58H262V57H261ZM49 59H50V58H49ZM73 59H74V58H73ZM111 59H112V58H111ZM126 59H127V58H126ZM148 59H149V58H148ZM148 59H147V63H148ZM162 59H163V58H161V60H162ZM164 59H165V57H164ZM191 59H192V58H191ZM236 59H237V58H236ZM236 59H235V60H236ZM249 59H250V58H249ZM43 60H45V59H43ZM58 60H59V59H58ZM65 60H66V59H65ZM71 60H72V59H71ZM71 60H70V62H73V61H71ZM124 60H125V58H124ZM131 60H133V58H132ZM151 60H153V58H152ZM151 60H149V61H151ZM154 60H155V59H154ZM156 60H157V58H156ZM156 60H155V61H156ZM165 60H166V59H165ZM171 60H172V59H170V61H171ZM176 60H177V59H176ZM184 60H185V57H184ZM217 60H218V59H217ZM224 60H225V57H224ZM238 60H239V59H238ZM254 60H255V59H254ZM260 60H261V59H260ZM56 61H57V60H56ZM106 61H107V59H106ZM110 61H111V60H110ZM118 61H119V60H118ZM121 61L123 62V60H121ZM144 61H145V60L143 59V62H144ZM182 61H183V59H182ZM192 61H193V60H192ZM209 61H210V60H209ZM226 61H227V60H226ZM230 61H231V60H230ZM261 61H263V60H261ZM38 62H41V61H38ZM49 62H50V61H49ZM53 62H54V61H53ZM67 62H68V61H67ZM125 62H126V61H125ZM127 62H128V61H127ZM127 62H126V63H127ZM130 62H131V61H130ZM136 62H137V61H136ZM138 62H139V61H138ZM151 62H152V61H151ZM162 62H164V60H163ZM212 62H213V61H212ZM228 62H229V61H228ZM228 62H227V63H228ZM231 62H232V61H231ZM231 62H229V63H231ZM234 62H235V61H234ZM238 62H239V61H238ZM244 62H245V61H244ZM247 62H248V61H247ZM65 63H66V62H65ZM114 63H115V62H114ZM114 63H113V64H114ZM134 63H135V62H134ZM134 63H133V64H134ZM174 63H176V62H174ZM221 63H222V62H221ZM43 64H44V62H43ZM49 64H50V63H49ZM129 64H130V63H129ZM133 64H131V65H133ZM148 64H149V63H148ZM150 64H151V63H150ZM185 64H186V62H185ZM208 64H210V63H208ZM218 64H219V63H218ZM224 64H225V63H224ZM232 64H233V63H232ZM240 64H241V63H240ZM242 64L244 65V63H242ZM245 64H246V63H245ZM248 64H249V63H248ZM248 64H247V65H248ZM251 64H252V63H251ZM262 64H263V63H262ZM39 65H41V64H39ZM62 65H63V64H62ZM72 65H73V64H72ZM114 65H115V64H114ZM114 65H113V66H114ZM120 65H121V64H120ZM120 65H119V67H121ZM123 65H124V64H123ZM141 65H142V64H141ZM144 65H145V63H144ZM157 65H159V64H157ZM164 65H165V64H164ZM168 65H170V63H168ZM198 65H199V64H198ZM247 65H246V66H247ZM12 66H13V65H12ZM37 66H38V65H37ZM43 66H44V65H43ZM43 66H42V67H43ZM109 66H111V65H109ZM125 66H126V64H125ZM147 66H148V65H147ZM147 66H146V67H147ZM172 66H173V65H172ZM172 66H171V67H172ZM179 66H180V65H179ZM182 66H183V65H182ZM201 66H202V65H201ZM231 66H232V65H231ZM244 66H245V65H244ZM47 67H48V66H47ZM47 67H46V68H47ZM54 67H57V66L55 65ZM106 67H107V66H106ZM123 67H124V66H123ZM130 67H131V66H130ZM139 67H140V66H139ZM150 67H151V65H150ZM167 67H168V66H167ZM171 67H170V68H171ZM197 67H198V66H197ZM202 67H203V66H202ZM202 67H201V68H202ZM49 68H50V67H49ZM63 68H64V67H63ZM113 68H115V67H113ZM128 68H129V67H128ZM136 68H137V67H136ZM141 68H142V67H141ZM152 68H153V67H152ZM157 68H158V67H157ZM159 68H160V67H159ZM170 68H169V69H170ZM175 68H176V67H175ZM182 68H183V67H182ZM204 68H205V67H204ZM204 68H203V69H204ZM231 68H232V67H231ZM231 68H230V69H231ZM243 68H244V67H243ZM249 68H250V67H249ZM31 69H32V68H31ZM42 69H43V68H42ZM44 69H45V67H44ZM61 69H62V68H61ZM72 69H73V68H72ZM72 69H71L70 72H72ZM79 69H80V68H79ZM116 69H118V68L116 67ZM126 69H127V67H126ZM133 69H134V68H133ZM138 69H139V68H138ZM163 69H164V67H163ZM166 69H167V68H166ZM177 69H178V68H177ZM230 69H229V70H230ZM236 69H237V68H236ZM239 69H240V68H239ZM247 69H248V68H247ZM11 70H12V69H11ZM58 70H59V69H58ZM58 70H57V71H58ZM74 70H75V69H74ZM105 70H106V69H105ZM124 70H125V69H124ZM145 70H146V69H145ZM152 70H153V69H152ZM174 70H175V69H174ZM254 70H255V69H254ZM43 71H44V70H43ZM57 71H56V72H57ZM86 71H87V70H86ZM113 71H114V70H113ZM115 71H116V70H115ZM120 71H121V70H120ZM133 71H134V70H133ZM147 71H148V70H147ZM234 71L236 72V70H234ZM234 71H233V72H234ZM49 72H51V70H50ZM52 72H53V71H52ZM81 72H82V71H81ZM104 72H105V71H104ZM131 72H132V70H131ZM139 72H140V70H139ZM149 72H150V71H149ZM159 72H160V71H159ZM169 72H170V71H169ZM179 72H180V71H179ZM231 72H232V71H231ZM249 72H250V70H249ZM249 72H248V73H249ZM29 73H30V72H29ZM68 73H69V72H68ZM106 73H107V72H105V74H106ZM116 73H117V71H116ZM116 73H114V74H116ZM126 73H127V72H126ZM134 73H135V72H134ZM140 73H141V72H140ZM143 73H144V72H143ZM143 73H142V74H143ZM173 73H174V72H173ZM173 73H172V74H173ZM180 73H181V72H180ZM240 73H241V72H240ZM240 73H239V74H240ZM243 73H244V72H243ZM245 73H246V71H245ZM248 73H246V74H248ZM251 73H252V72H251ZM262 73H263V72H262ZM7 74H8V73H7ZM9 74H10V73H9ZM30 74H31V73H30ZM59 74H60V73H59ZM65 74H66V73H64V75H65ZM76 74H77V73H76ZM87 74H88V72H87ZM120 74H121V73H120ZM132 74H133V73H132ZM135 74L138 75V73H135ZM135 74H134V75H135ZM160 74H161V72H160ZM164 74H165V73H164ZM182 74H183V73H182ZM182 74H181V75H182ZM231 74H232V73H231ZM257 74H258V73H257ZM263 74H264V73H263ZM263 74L261 75V73H260L261 76H263ZM53 75H54V73H53ZM121 75H122V74H121ZM129 75H130V74H129ZM146 75H147V74H146ZM146 75H145V76H146ZM175 75H176V73H175ZM179 75H180V74H179ZM226 75H227V74H226ZM233 75H235V74H233ZM254 75H255V74H254ZM51 76H52V75H51ZM57 76H59V75H57ZM61 76H62V74H61ZM79 76H80V75H79ZM118 76H119V75H118ZM118 76H117V77H118ZM139 76H140V75H139ZM151 76H152V74H151ZM155 76H156V75H155ZM162 76H163V75H162ZM171 76H174V75H171ZM248 76H249V75H248ZM248 76H247V77H248ZM255 76H256V75H255ZM255 76H254V78H255ZM33 77H34V76H33ZM52 77H53V76H52ZM63 77H64V76H63ZM69 77H70V76H69ZM75 77H76V76H75ZM147 77H148V76H147ZM214 77H215V76H214ZM249 77H250V76H249ZM10 78H11V77H10ZM17 78H18V77H17ZM35 78H36V77H35ZM64 78H65V77H64ZM66 78H68V75L66 76ZM76 78H77V77H76ZM79 78H80V77H79ZM79 78H78V79H79ZM121 78H122V77H121ZM148 78H150V77H148ZM162 78H163V77H162ZM171 78H172V77H171ZM181 78H182V77H181ZM197 78H198V76H197ZM199 78H200V77H199ZM216 78H217V77H216ZM219 78H220V77H219ZM261 78H263V77H261ZM13 79H14V78H13ZM133 79H134V78H133ZM135 79H136V78H135ZM187 79H188V78H187ZM193 79H194V78H193ZM217 79H218V78H217ZM256 79H257V78H256ZM2 80H3V79H2ZM9 80H10V79H9ZM29 80H30V79H29ZM53 80H56V79H53ZM70 80H71V79H70ZM75 80H76V79H75ZM79 80H80V79H79ZM120 80H121V79H120ZM141 80H142V79H141ZM178 80H179V79H178ZM190 80H191V79H190ZM245 80H246V79H245ZM245 80H244V81H245ZM248 80H249V79H248ZM22 81H23V80H22ZM33 81H34V80H33ZM57 81H58V80H57ZM62 81H63V80H62ZM73 81H74V80H73ZM144 81H145V80H144ZM156 81H157V80H156ZM156 81H155V82H156ZM208 81H209V80H208ZM208 81H206V82H208ZM211 81H212V80H211ZM216 81H217V80H216ZM258 81H259V80H258ZM8 82H9V81H8ZM25 82H27V81H25ZM58 82H59V81H58ZM64 82H65V81H64ZM67 82H68V81H66V83H67ZM116 82H117V81H116ZM148 82H150V81H148ZM176 82H177V81H176ZM187 82H188V81H187ZM191 82H192V81H191ZM223 82H224V81H223ZM241 82H242V81H241ZM246 82H247V81H246ZM250 82H251V81H250ZM253 82H255V81H253ZM18 83H20V82H18ZM18 83H17V85H18ZM30 83H31V82H30ZM36 83H37V81H36ZM52 83H53V82H52ZM69 83H70V81H69ZM78 83H79V81H78ZM81 83H82V82H81ZM156 83H157V82H156ZM158 83H159V82H158ZM178 83H179V82H178ZM209 83H210V82H209ZM247 83H248V82H247ZM251 83H252V82H251ZM24 84H25V83H24ZM40 84H41V83H40ZM40 84L38 83V85H40ZM59 84H60V83H59ZM140 84H141V83H140ZM181 84H183V86H184V83H181ZM198 84H199V83H198ZM205 84H207V83H205ZM210 84H211V83H210ZM219 84H220V83H219ZM238 84H239V83H238ZM243 84H245V83H243ZM256 84H257V83H256ZM256 84H255V86H256ZM12 85H13V83H12ZM20 85H21V83H20ZM64 85H65V84H64ZM68 85H69V84H68ZM75 85H76V83H75ZM131 85H132V84H131ZM134 85H135V84H134ZM145 85H147V84H145ZM148 85H149V84H148ZM159 85L161 86V84H159ZM187 85H188V84H187ZM193 85H194V84H193ZM214 85H216V84H214ZM228 85H229V84H228ZM245 85H246V84H245ZM10 86H11V85H10ZM13 86H14V85H13ZM27 86H28V85H27ZM32 86H33V85H32ZM41 86H42V85H41ZM77 86H78V85H77ZM77 86H76V88H77ZM170 86H172V85H170ZM194 86H195V85H194ZM199 86H200V84H199ZM203 86H204V85H203ZM219 86H220V85H219ZM222 86H223V85H222ZM241 86H242V85H241ZM253 86H254V85H253ZM260 86H261V85H260ZM29 87H30V86H29ZM70 87H72V86H70ZM130 87H131V86H130ZM141 87H143V86H141ZM147 87H148V86H147ZM162 87L165 88L164 86H162ZM191 87H192V86H191ZM191 87H190V88H191ZM226 87H227V86H226ZM250 87H251V84H250ZM16 88H17V87H16ZM19 88H20V87H19ZM22 88H23V87H22ZM24 88H25V87H24ZM33 88H34V87H33ZM37 88H38V87H37ZM55 88H56V87H55ZM149 88H150V87H149ZM167 88H169V87H167ZM178 88H179V87H178ZM182 88H183V87H182ZM185 88H186V87H185ZM188 88H189V87H188ZM235 88H236V87H235ZM6 89H7V88H6ZM25 89H26V88H25ZM28 89H29V88H28ZM35 89H36V88H35ZM35 89H34V90H35ZM144 89H145V88H144ZM204 89H205V88H204ZM206 89H207V88H206ZM215 89H216V87H215ZM233 89H234V88H233ZM250 89H251V88H250ZM253 89H254V88H253ZM261 89H262V88H261ZM41 90H42V89H41ZM47 90H48V88H47ZM47 90H46V91H47ZM136 90H138V88H137ZM154 90H155V89H154ZM160 90H162V89H160ZM174 90H176V89H174ZM178 90H179V89H178ZM187 90H188V89H187ZM208 90H210V89H208ZM218 90H219V89H218ZM246 90H247V89H246ZM20 91H21V90H20ZM28 91H29V90H28ZM141 91H142V90H141ZM147 91H148V90H147ZM163 91H164V90H163ZM180 91H181V90H180ZM228 91H230V90H228ZM0 92H2V91H0ZM22 92H23V91H22ZM36 92H39V90H37ZM41 92H42V91H41ZM142 92L145 93L146 91H145V92L142 91ZM148 92H149V91H148ZM158 92H159V91H158ZM178 92H179V91H178ZM207 92H208V91H207ZM216 92H217V91H216ZM220 92H222V91H220ZM220 92L218 93V95L220 94ZM14 93H15V92H14ZM14 93H13V94H14ZM19 93H20V92H19ZM48 93H49V92H48ZM65 93H67V92H65ZM136 93H137V92H136ZM140 93H141V92H140ZM151 93H152V92H151ZM161 93H162V92H161ZM208 93H209V92H208ZM226 93H227V91H226ZM258 93H259V92H258ZM16 94H17V93H16ZM40 94H42V93H40ZM145 94H147V93H145ZM190 94H191V93H190ZM190 94H189V95H190ZM192 94H193V93H192ZM223 94H224V93H223ZM245 94H246V93H245ZM245 94H244V95H245ZM255 94H256V93H255ZM9 95H10V94H9ZM42 95H43V94H42ZM65 95H66V94H65ZM155 95H156V94H155ZM161 95H162V94H161ZM197 95H198V97H199V94H197ZM216 95H217V94H216ZM224 95H225V94H224ZM234 95H235V94H234ZM15 96H16V95H15ZM20 96H22V95H20ZM36 96H37V95H36ZM48 96H49V95H48ZM123 96H124V95H123ZM152 96H153V95H152ZM157 96H158V95H157ZM204 96H205V94H204ZM210 96H211V95H210ZM221 96H222V95H221ZM1 97H3V96L1 95ZM11 97H12V96H11ZM28 97H29V96H28ZM46 97H47V96H46ZM120 97H121V96H120ZM153 97H154V96H153ZM169 97H171V96H169ZM236 97H238V96L236 95ZM245 97H246V96H245ZM245 97H244V98H245ZM262 97H263V96H262ZM8 98H10V97H8ZM12 98H13V97H12ZM25 98H26V96H25ZM25 98H24V99H25ZM49 98H50V97H49ZM61 98H62V97H61ZM63 98H64V97H63ZM68 98H69V97H68ZM68 98H67V100H68ZM70 98H71V97H70ZM85 98H86V97H85ZM124 98H126V97H124ZM148 98H149V97H148ZM155 98H157V97H155ZM163 98H164V97H163ZM163 98H162V99H163ZM165 98H166V96H165ZM172 98H174V97H172ZM193 98H194V97H193ZM195 98H196V97H195ZM205 98H206V97H205ZM224 98H225V97H224ZM244 98H243V99H244ZM248 98H249V97H248ZM263 98H264V97H263ZM10 99H11V98H10ZM57 99H58V98H57ZM122 99H123V98H122ZM137 99H138V98H137ZM180 99H181V98H180ZM199 99H200V98H198V100H199ZM214 99H215V98H214ZM217 99H218V98H217ZM250 99H251V98H250ZM252 99H253V98H252ZM22 100H23V99H22ZM42 100H43V99H42ZM45 100H46V99H45ZM54 100H55V98H54ZM60 100H62V99H60ZM71 100H72V99H71ZM141 100H142V98H141ZM151 100H153V99L151 98ZM156 100H157V99H156ZM165 100H166V99H165ZM168 100H169V99H168ZM181 100H182V99H181ZM183 100H184V99H183ZM193 100H194V99H193ZM202 100H203V99H202ZM204 100H205V99H204ZM244 100H245V99H244ZM50 101H51V100H50ZM50 101H49V102H50ZM158 101H159V100H158ZM185 101H186V99H185ZM218 101H219V100H218ZM246 101H247V100H246ZM260 101H261V100H260ZM46 102H47V101H46ZM96 102H97V101H96ZM116 102H117V100H116ZM127 102H128V101H127ZM143 102H144V101H143ZM165 102H167V100H166ZM165 102H164V103H165ZM171 102H172V101H171ZM176 102H177V100H176ZM182 102H183V101H182ZM208 102H210V101H208ZM224 102H226V101H224ZM234 102H236V101H234ZM239 102H240V101H239ZM251 102H252V101H251ZM254 102H256V101H254ZM24 103H25V102H24ZM32 103H33V102H32ZM47 103H48V102H47ZM50 103H51V102H50ZM50 103H49V104H50ZM59 103H60V102H59ZM67 103H69V102L67 101ZM70 103H71V102H70ZM104 103H105V101H104ZM113 103H114V102H113ZM158 103L160 104V101H159ZM202 103H204V102H202ZM206 103H207V102H206ZM211 103H212V102H211ZM211 103H210V104H211ZM219 103H220V102H219ZM242 103H243V101H242ZM246 103H247V102H246ZM0 104H1V103H0ZM7 104H8V103H7ZM36 104H37V103H36ZM38 104H40V103H38ZM65 104H66V103H65ZM76 104L79 105L78 103H76ZM149 104H150V103H149ZM159 104H158V105H159ZM176 104H177V103H176ZM179 104H181V103H179ZM186 104H187V103H186ZM196 104H197V103H196ZM210 104H209V105H210ZM212 104H213V103H212ZM214 104H215V103H214ZM216 104H217V103H216ZM224 104H225V103H224ZM260 104H261V103H260ZM52 105H53V104H52ZM56 105H57V104H56ZM61 105H63V104H61ZM71 105H72V104H71ZM73 105H74V104H73ZM77 105H76V108H77ZM119 105H122V104H119ZM135 105H136V104H135ZM151 105H152V104H151ZM203 105H204V104H203ZM240 105H241V104H240ZM245 105H246V104H245ZM255 105H256V104H255ZM255 105H253V108H254ZM15 106H16V105H15ZM20 106H21V105H20ZM66 106H67V105H66ZM69 106H70V105H69ZM108 106H109V105H108ZM110 106H112V105H110ZM110 106H109V107H110ZM125 106H126V105H125ZM171 106H172V105H171ZM177 106H178V105H177ZM216 106H217V105H216ZM237 106H238V105H237ZM248 106H249V105H248ZM4 107H5V106H4ZM31 107H33V106L31 105ZM45 107H46V106H45ZM71 107H72V106H71ZM71 107H70V108H71ZM122 107H123V106H122ZM136 107H137V106H136ZM156 107H158V106H156ZM186 107H188V106H186ZM213 107H215V106H213ZM239 107H240V106H238V108H239ZM37 108H38V107H37ZM60 108H62V107H60ZM66 108H67L68 110L70 109V108H68V107H66ZM100 108H101V107H100ZM107 108H108V107H107ZM130 108H131V107H130ZM139 108H140V107H139ZM181 108H182V107H181ZM191 108H194V107H191ZM203 108H204V106H203ZM205 108H206V107H205ZM218 108H219V107H218ZM240 108H241V107H240ZM246 108H247V107H246ZM251 108H252V107H251ZM10 109H11V108H10ZM17 109H18V108H17ZM50 109H51V108H50ZM111 109H112V108H111ZM123 109H124V108H123ZM126 109H127V108H126ZM164 109H166V107H165ZM169 109H170V108H169ZM189 109H190V108H189ZM19 110H20V109H19ZM34 110H35V108H34ZM47 110H48V109H47ZM74 110H75V109H74ZM77 110H79V109L77 108ZM85 110H87V109H85ZM128 110H129V109H128ZM136 110H137V109H135L134 111H136ZM150 110H151V109H150ZM171 110H172V109H171ZM176 110H177V109H176ZM193 110H194V109H193ZM205 110H206V109H205ZM237 110H238V109H237ZM241 110H242V108H241ZM245 110H246V109H245ZM21 111H22V110H21ZM45 111H46V110H45ZM57 111H58V110H57ZM71 111H72V110H71ZM89 111H90V110H89ZM151 111H152V110H151ZM153 111H154V109H153ZM177 111H178V110H177ZM184 111H185V110H184ZM206 111H207V110H206ZM239 111H240V109H239ZM10 112H11V111H10ZM31 112H32V111H31ZM37 112H38V110H37ZM43 112H44V111H43ZM59 112H60V111H59ZM63 112H64V111H63ZM65 112H66V111H65ZM65 112H64V113H65ZM82 112H83V110H82ZM82 112H81V113H82ZM123 112H124V111H123ZM188 112H189V111H188ZM210 112H211V111H210ZM237 112H238V111H237ZM242 112H243V111H242ZM24 113H25V112H24ZM52 113H53V111H52ZM67 113H68V112H67ZM74 113H75V112H73V114H74ZM81 113H80V114H81ZM86 113H87V112H86ZM129 113H130V112H129ZM164 113H165V112H164ZM166 113H167V112H166ZM166 113H165V114H166ZM171 113H172V112H171ZM171 113H170V114H171ZM198 113H199V112H198ZM205 113H206V112H205ZM244 113H245V111H244ZM246 113H248V112H246ZM250 113H251V112H250ZM253 113H254V112H253ZM2 114H3V113H2ZM12 114H13V113H12ZM31 114H32V113H31ZM34 114H35V113L33 112V116H34ZM41 114H43V113H41ZM45 114H46V113H45ZM48 114H49V113H47V116H48ZM71 114H72V113H71ZM75 114H76V113H75ZM122 114H123V113H122ZM167 114H168V113H167ZM167 114H166V115H167ZM174 114H175V113H174ZM183 114H184V113H183ZM208 114H210V113H208ZM239 114H240V113H239ZM263 114H264V112H263ZM13 115H14V114H13ZM43 115H44V114H43ZM82 115H83V114H82ZM89 115H90V114H89ZM109 115H110V114H109ZM109 115H108V116H109ZM124 115H126V114L124 113ZM128 115H129V114H128ZM128 115H127V116H128ZM177 115H178V114H177ZM177 115H176V116H177ZM185 115H186V114H185ZM199 115H200V113H199ZM241 115H242V114H241ZM250 115H251V114H250ZM39 116H41V115H39ZM63 116H64V115H63ZM74 116H75V115H74ZM90 116H91V115H90ZM95 116H96V115H95ZM97 116H98V115H97ZM122 116H123V115H122ZM122 116H120V117H121V118H120L121 121H122ZM164 116H165V115H164ZM239 116H240V115H239ZM244 116H245V114H244ZM262 116H263V115H262ZM1 117H2V116H1ZM49 117H50V116H49ZM56 117H58V116H56ZM70 117H71V116H70ZM72 117H73V116H72ZM76 117H77V116H76ZM113 117H114V116H113ZM172 117H173V116H172ZM181 117H182V116H181ZM194 117H195V116H194ZM205 117H206V116H205ZM211 117H212V116H211ZM242 117H243V116H242ZM254 117H256V116H254ZM44 118H45V116H44ZM74 118H75V117H74ZM104 118H105V116H104ZM111 118H112V117H111ZM116 118H117V117H116ZM128 118H129V117H128ZM166 118H169V116L166 117ZM175 118H176V117H175ZM185 118H186V117H185ZM187 118H188V117H187ZM213 118H215V117H213ZM1 119H2V118H1ZM14 119H15V118H14ZM55 119H56V118H55ZM80 119H81V118H80ZM100 119H101V118H100ZM140 119H141V118H140ZM170 119H171V118H170ZM238 119H239V118H238ZM240 119H242V118H240ZM243 119H244V118H243ZM249 119H250V118H249ZM254 119H256V118H254ZM30 120H31V119H30ZM38 120H41V119H38ZM76 120H77V119H76ZM81 120H82V119H81ZM136 120H137V119H136ZM148 120H149V119H148ZM168 120H169V119H168ZM181 120H182V119H181ZM216 120H217V119H216ZM216 120H215V121H216ZM251 120H253V118H252ZM42 121H43V120H42ZM57 121H58V120H57ZM60 121H61V120H60ZM64 121H65V120H64ZM91 121H92V120H91ZM91 121H90V122H91ZM128 121H129V120H128ZM142 121H143V120H142ZM172 121H173V120H172ZM203 121H204V118H203ZM211 121H212V120H211ZM215 121H214V122H215ZM217 121H218V120H217ZM243 121H244V120H243ZM243 121H242V122H243ZM246 121H247V120H246ZM248 121H249V120H248ZM258 121H259V120H258ZM38 122H39V121H38ZM62 122H63V121H62ZM71 122H72V121H71ZM88 122H89V121H88ZM93 122H94V120H93ZM100 122H101V121H100ZM105 122H106V121H105ZM119 122H120V121H119ZM123 122H124V121H123ZM149 122H150V121H149ZM214 122H213V123H214ZM222 122H223V121H222ZM35 123H36V122H35ZM56 123H57V122H56ZM65 123H67V122H65ZM72 123H73V122H72ZM78 123H79V122H78ZM108 123H109V122H108ZM110 123H112V121H111ZM157 123H158V122H157ZM176 123H177V122H176ZM185 123H188V122H185ZM191 123H192V122H191ZM191 123H190V124H191ZM203 123H204V122H203ZM210 123H211V122H210ZM220 123H221V122H220ZM220 123H218V124L220 125ZM225 123H226V122H225ZM8 124H9V123H8ZM16 124H18V123H16ZM31 124H32V121H31ZM46 124H47V123H46ZM80 124H81V123H80ZM89 124H90V123H89ZM92 124H93V123H92ZM123 124H124V123H123ZM141 124H142V123H141ZM208 124H209V123H208ZM221 124H222V123H221ZM243 124H244V123H243ZM252 124H253V123H252ZM252 124H251V126H252ZM259 124H260V123H259ZM6 125H7V124H6ZM35 125H36V124H35ZM72 125H73V124H72ZM81 125H83V123H82ZM105 125H106V124H105ZM107 125H108V124H107ZM118 125H119V124H118ZM171 125H172V122H171ZM173 125H175V124H173ZM236 125H237V124H236ZM9 126H10V125H9ZM15 126H16V125H15ZM38 126H39V125H38ZM38 126H37V127H38ZM47 126H48V125H47ZM49 126H50V125H49ZM49 126H48V127H49ZM53 126H54V125H53ZM68 126H69V125H68ZM68 126H67V127H68ZM75 126H76V125H75ZM85 126H87V125L85 124ZM91 126H92V125H91ZM95 126H96V125H95ZM108 126H109V125H108ZM116 126H117V125H116ZM140 126H141V125H140ZM175 126H176V125H175ZM198 126H199V125H198ZM208 126H209V125H208ZM210 126H211V125H210ZM237 126H238V125H237ZM254 126H255V125H254ZM257 126H258V124H257ZM31 127L33 128V126H31ZM35 127H36V126H35ZM44 127H45V126H44ZM48 127H46V128L48 129ZM56 127H57V126H56ZM58 127H59V126H58ZM64 127H65V126H64ZM64 127H63V128H64ZM79 127H80V126H79ZM96 127H97V126H96ZM111 127H112V125H111ZM117 127H118V126H117ZM117 127H116V128H117ZM123 127H124V126H123ZM125 127H126V125H125ZM125 127H124V129H125ZM176 127H177V126H176ZM189 127H190V126H189ZM196 127H197V126H196ZM196 127H195V128H196ZM206 127H207V126H206ZM220 127H221V126H220ZM239 127H240V125H239ZM243 127H244V126H243ZM255 127H256V126H255ZM52 128H53V127H52ZM72 128H73V127H72ZM75 128H76V127H75ZM94 128H95V127H94ZM113 128H114V127H113ZM119 128H120V127H119ZM146 128H147V127H146ZM174 128H175V127H174ZM199 128H200V127H199ZM201 128H202V127H201ZM209 128H210V127H209ZM222 128H223V127H222ZM259 128H260V126H259ZM17 129H18V128H17ZM33 129H34V128H33ZM35 129H36V128H35ZM40 129H42V128L40 127ZM76 129H77V128H76ZM90 129H91V128H90ZM109 129H110V128H109ZM175 129H176V128H175ZM216 129H218V128H216ZM220 129H221V128H220ZM237 129H238V128H237ZM241 129H242V128H241ZM248 129H249V128H248ZM7 130H8V128H7ZM14 130H15V129H14ZM48 130H49V129H48ZM63 130H64V129H63ZM92 130H93V129H92ZM95 130H96V129H95ZM97 130H98V129H97ZM104 130H105V129H104ZM112 130H113V129H112ZM117 130H118V129H117ZM135 130H136V129H135ZM191 130H192V129H191ZM214 130H215V128H214ZM249 130H250V129H249ZM253 130H255V129H253ZM34 131H35V130H34ZM37 131H38V130H37ZM41 131H42V130H41ZM53 131H55V129H54ZM67 131H68V130H67ZM69 131H70V129H69ZM81 131H82V130H81ZM88 131H90V130H88ZM113 131H114V130H113ZM123 131H124V130H123ZM127 131H128V130H127ZM175 131H176V130H175ZM193 131L196 132L195 129H194ZM206 131H207V130H206ZM243 131H244V130H243ZM259 131H260V130H259ZM4 132H5V131H4ZM12 132H13V131H12ZM27 132H28V131H27ZM35 132H36V131H35ZM39 132H40V131H39ZM49 132H50V131H49ZM49 132H48V133H49ZM57 132H58V131H57ZM65 132H66V131H65ZM75 132H76V131H75ZM84 132H85V131H84ZM109 132H111V131H109ZM114 132H115V131H114ZM158 132H159V130H158ZM191 132H192V131H191ZM194 132H193V134H194ZM202 132H203V131H202ZM214 132H215V131H214ZM241 132H242V131H241ZM248 132H249V131H248ZM248 132H246V133L248 134ZM36 133H37V132H36ZM41 133H42V132H41ZM50 133H51V132H50ZM54 133H55V132H54ZM80 133H81V132H80ZM87 133H88V132H87ZM94 133H95V132H94ZM137 133H138V131H137ZM199 133H201V132H199ZM250 133H251V132H250ZM258 133H259V132H258ZM28 134H29V132H28ZM76 134H77V133H76ZM105 134H106V133H105ZM124 134H125V133H124ZM127 134H128V133H127ZM127 134H126V135H127ZM130 134H131V133H130ZM196 134H197V133H196ZM196 134H194V135L196 136ZM205 134H206V133H205ZM208 134H209V133H208ZM7 135H8V134H7ZM14 135H15V134H14ZM38 135H39V134H38ZM43 135H44V134H43ZM62 135H63V134H62ZM77 135H78V134H77ZM77 135H76V136H77ZM86 135H88V134H86ZM95 135H96V134H95ZM107 135H108V134H107ZM128 135H129V134H128ZM128 135H127V136H128ZM133 135H134V134H133ZM182 135H183V134H182ZM186 135H187V134H186ZM211 135H212V134H211ZM211 135H210V136H211ZM214 135H215V134H214ZM259 135H260V134H259ZM25 136H26V135H25ZM72 136H73V135H72ZM72 136H71V137H72ZM76 136H75V137H76ZM81 136H83V135H81ZM90 136H91V135H90ZM139 136H141V135L139 134ZM189 136H190V135H189ZM203 136H204V135H203ZM262 136H263V135H262ZM29 137H30V136H29ZM62 137H63V136H62ZM71 137H69V138H71ZM141 137H142V136H141ZM192 137H193V136H192ZM196 137H197V136H196ZM213 137H214V136H213ZM241 137H242V136H241ZM259 137H260V136H259ZM36 138H37V137H36ZM41 138H42V137H41ZM81 138H82V137H81ZM96 138H97V137H96ZM125 138H126V137H125ZM144 138H146V136H145ZM187 138H188V137H187ZM221 138H222V137H221ZM233 138H234V137H233ZM249 138H250V137H249ZM14 139H15V138H14ZM26 139H27V138H26ZM28 139H30V138H28ZM28 139H27V140H28ZM31 139H32V137H31ZM34 139H35V138H34ZM46 139H47V138H45V140H46ZM53 139H54V138H53ZM86 139H87V138H86ZM88 139H89V138H88ZM93 139H94V138H93ZM98 139H99V137H98ZM122 139H123V138H122ZM184 139H185V138H184ZM203 139H204V138H203ZM210 139H211V138H210ZM214 139H215V138H214ZM230 139H231V138H230ZM230 139H229V140H230ZM45 140H44V141H45ZM48 140H49V139H48ZM55 140H56V139H55ZM72 140H73V139H72ZM196 140H198V139H196ZM245 140H246V139H245ZM252 140H253V138H252ZM252 140H251V141H252ZM38 141H39V140H38ZM40 141H41V140H40ZM50 141H51V139H50ZM84 141H86V140H84ZM89 141H90V140H89ZM96 141H98V140H96ZM121 141H122V140H121ZM121 141H120V143H121ZM134 141H135V140H134ZM214 141H215V140H214ZM221 141H222V140H221ZM242 141H243V140H242ZM258 141H259V140H258ZM260 141H261V140H260ZM262 141H263V140H262ZM4 142H6V141H4ZM27 142H29V141H27ZM34 142H35V141H34ZM48 142H49V141H48ZM56 142H57V141H56ZM76 142H77V141H76ZM90 142H91V141H90ZM178 142H179V141H178ZM181 142H182V141H181ZM186 142H187V141H186ZM192 142H193V140H192ZM200 142H201V141H200ZM205 142H206V141H205ZM207 142H208V141H207ZM209 142H210V141H209ZM223 142H224V141H223ZM30 143H31V142H30ZM40 143H41V142H40ZM50 143H52V142H50ZM50 143H49V144H50ZM53 143H54V142H53ZM57 143H58V142H57ZM68 143H69V142H68ZM130 143H131V142H130ZM138 143H139V142H138ZM144 143H145V142H144ZM212 143H213V142H212ZM212 143H211V144H212ZM219 143H221V142H219ZM231 143H232V142H231ZM240 143H242V142H240ZM54 144H55V143H54ZM54 144H53V145H54ZM87 144H88V143H87ZM90 144H91V143H90ZM93 144H94V143H93ZM100 144H101V143H100ZM188 144H190V143H188ZM199 144H200V143H199ZM203 144H204V143H203ZM208 144H209V143H208ZM225 144H226V143H225ZM246 144H247V142H246ZM246 144H245V145H246ZM260 144H261V143H260ZM1 145H2V144H1ZM12 145H13V144H12ZM24 145H25V144H24ZM24 145H22V146L24 147ZM57 145H58V144H57ZM75 145H76V144H75ZM91 145H92V144H91ZM124 145H125V144H124ZM130 145H131V144H130ZM132 145L134 146V144H132ZM132 145H131V146H132ZM147 145H148V144H147ZM201 145H202V144H201ZM206 145H207V144H206ZM206 145H205V146H206ZM226 145H227V144H226ZM242 145H243V144H242ZM261 145H262V144H261ZM261 145H259V146L261 147ZM5 146H6V145H5ZM14 146H15V145H14ZM66 146H69V145H66ZM70 146H71V144H70ZM85 146H86V145H85ZM98 146H99V145H98ZM131 146H130V147H131ZM180 146H182V145H180ZM180 146H179V147H180ZM183 146H184V145H183ZM220 146H221V145H220ZM222 146H223V145H222ZM1 147H2V146H1ZM26 147H28V146H26ZM32 147H34V146H32ZM44 147H45V146H44ZM87 147H88V146H87ZM89 147H90V146H89ZM101 147H102V146H101ZM119 147H120V145H119ZM125 147H126V146H125ZM125 147H124V148H125ZM127 147H128V146H127ZM143 147H144V146H143ZM148 147H150V146H148ZM186 147H187V146H186ZM194 147H195V146H193V148H194ZM200 147H201V146H200ZM260 147H259V148H260ZM2 148H3V147H2ZM2 148H0V149H2ZM4 148H5V147H4ZM16 148H17V147H16ZM72 148H73V147H72ZM79 148H80V147H79ZM81 148H82V147H81ZM83 148H84V147H83ZM91 148H92V146H91ZM93 148H94V147H93ZM121 148H122V147H121ZM161 148H162V147H161ZM201 148H202V147H201ZM201 148H200V149H201ZM216 148H217V147H216ZM231 148H232V147H231ZM233 148H234V147H233ZM239 148H240V147H239ZM239 148H238V149H239ZM9 149H10V148H9ZM42 149H43V148H42ZM46 149H47V148H46ZM96 149H97V148H96ZM162 149H163V148H162ZM176 149H177V148H176ZM176 149H175V153H176ZM194 149H195V148H194ZM197 149H198V148H197ZM229 149H230V148H229ZM246 149H247V148H246ZM20 150H21V149H20ZM33 150H34V149H33ZM44 150H45V149H44ZM72 150H73V149H72ZM90 150L92 151V149H90ZM103 150H105V148H104ZM121 150H122V149H121ZM121 150H120V151H121ZM149 150H150V149L148 148V151H149ZM160 150H161V149H160ZM184 150H185V149H184ZM188 150H189V149H188ZM205 150H206V149H205ZM3 151H4V149H3ZM49 151H50V150H49ZM70 151H71V149H70ZM78 151H79V150H78ZM83 151H84V150H83ZM88 151H89V150H87V152H88ZM91 151H89V152H91ZM93 151H95V150H93ZM105 151H106V150H105ZM122 151H124V149H123ZM127 151H128V150H127ZM146 151H147V150H146ZM158 151H159V150H158ZM161 151H162V150H161ZM185 151H186V150H185ZM189 151H192V150H189ZM220 151H221V150H220ZM226 151H227V150H226ZM239 151H240V150H239ZM254 151H256V150L254 149ZM1 152H2V151H1ZM32 152H33V151H32ZM37 152H38V151H37ZM62 152H63V151H62ZM71 152H72V151H71ZM96 152H97V151H96ZM200 152H201V151H200ZM230 152H231V151H230ZM4 153H5V152H4ZM40 153H41V151H40ZM43 153H44V152H42V154H43ZM74 153H76V152H74ZM78 153H79V152H78ZM78 153H77V154H78ZM97 153H99V152H97ZM148 153H149V152H148ZM175 153H174V154H175ZM179 153L181 154V151H179ZM206 153H207V152H206ZM212 153H213V152H212ZM215 153H216V152H215ZM231 153H233V152H231ZM239 153H241V152H239ZM243 153H244V152H243ZM252 153H253V152H252ZM5 154H6V153H5ZM19 154H20V153H19ZM36 154H38V153H36ZM68 154H69V153H68ZM71 154H72V153H71ZM71 154H69V155H71ZM83 154H84V153H82V155H83ZM120 154H121V153H120ZM125 154H127L126 151H125ZM182 154L184 155V152H183ZM208 154H209V153H208ZM245 154H246V153H245ZM259 154H260V153H259ZM30 155H31V154H30ZM66 155H67V154H66ZM94 155H95V154H94ZM96 155H98V154H96ZM105 155H106V154H105ZM144 155H145V154H144ZM171 155H172V154H170V156H171ZM209 155H210V154H209ZM217 155H218V154H217ZM227 155H228V153H227ZM238 155H239V154H238ZM34 156H35V155H34ZM45 156H46V154H45ZM53 156H54V155H53ZM57 156H59V155H57ZM57 156H55V157L58 158ZM71 156H72V155H71ZM75 156H76V155H75ZM89 156H90V155H89ZM89 156H88V157H89ZM124 156H125V155H124ZM147 156H148V155H147ZM167 156H168V155H167ZM220 156H221V155H220ZM223 156H224V158H225V155H223ZM251 156H253V154H252ZM19 157H20V156H19ZM31 157H32V156H31ZM63 157H64V156H63ZM86 157H87V156H86ZM86 157H85V158H86ZM91 157H92V156H91ZM180 157H181V156H180ZM187 157H188V156H187ZM194 157H195V156H194ZM194 157H193V158H194ZM208 157H209V156H208ZM236 157H237V156H236ZM239 157H240V156H239ZM261 157H262V156H261ZM0 158H1V157H0ZM56 158H55V159H56ZM67 158H69V157H67ZM77 158H78V157H77ZM77 158L75 157V159H77ZM79 158H80V157H79ZM79 158H78V159H79ZM95 158H96V157H95ZM102 158H103V157H101V159H102ZM104 158H105V156H104ZM173 158H174V156H173ZM219 158H220V157H219ZM224 158L221 157L220 159H223V160H224ZM263 158H264V156H263ZM34 159H36V158H34ZM45 159H46V158H45ZM59 159H60V158H59ZM63 159H64V158H63ZM69 159H70V158H69ZM72 159H73V158H72ZM124 159H125V158H124ZM133 159H134V158H133ZM177 159H178V158H177ZM241 159H242V157H241ZM253 159L255 160V158H253ZM86 160H87V159H86ZM93 160H94V159H93ZM159 160H160V159H159ZM163 160H164V159H163ZM233 160H234V159H233ZM236 160H237V159H236ZM251 160H252V159H251ZM0 161H2V160H0ZM14 161H15V158H14ZM36 161H37V159H36ZM50 161H51V160H50ZM52 161H53V160H52ZM59 161H60V160H59ZM59 161H58V162H59ZM63 161H64V160H63ZM68 161H69V160H68ZM68 161H67V162H68ZM79 161H80V160H79ZM243 161H244V160H243ZM245 161H246V160H245ZM245 161H244V162H245ZM262 161H264V160H262ZM5 162H7V161H5ZM31 162H33V161H31ZM42 162H43V161H42ZM102 162H103V161H102ZM146 162H147V161H146ZM170 162H171V161H170ZM176 162H177V161H176ZM231 162H232V161H231ZM246 162H247V161H246ZM246 162H245V163H246ZM248 162H249V161H248ZM250 162H251V161H250ZM15 163H17V162H15ZM37 163H38V162H37ZM88 163H89V162H88ZM91 163H92V161H91ZM106 163H107V162H106ZM219 163H220V162H219ZM222 163H223V162H222ZM255 163H256V162H255ZM260 163H262V162H260ZM57 164H59V163H57ZM71 164H72V163H71ZM85 164H86V163H85ZM107 164H108V163H107ZM225 164H226V163H225ZM228 164H229V163H228ZM232 164H233V163H232ZM243 164H244V163H243ZM9 165H10V163H9ZM21 165H22V164H21ZM21 165H20V166H21ZM52 165H53V163H52ZM83 165H84V164H83ZM118 165H119V164H118ZM118 165H117V166H118ZM169 165L171 166V164H169ZM237 165H238V164H237ZM237 165H236V166H237ZM250 165H251V163H250ZM7 166H8V165H7ZM29 166H30V165H29ZM73 166H74V165H73ZM75 166H76V165H75ZM101 166H102V165H101ZM114 166H115V165H114ZM120 166H121V165H120ZM167 166H168V165H167ZM206 166H207V165H206ZM206 166H205V167H206ZM218 166H219V164H218ZM218 166H217V167H218ZM261 166H262V165H261ZM261 166H260V167H261ZM3 167H4V166H3ZM8 167H9V166H8ZM41 167H42V166H41ZM55 167H56V166H55ZM60 167H62V166H59V168H60ZM87 167H88V166H87ZM110 167H111V166H110ZM118 167H119V166H118ZM171 167H173V166H171ZM196 167H198V166H196ZM213 167H214V166H213ZM233 167H234V166H233ZM255 167H256V166H255ZM10 168H11V167H10ZM50 168H52V167H50ZM64 168H65V167H64ZM64 168H63V169H64ZM69 168H70V167H69ZM75 168H77V167H75ZM75 168H74V169H75ZM78 168H79V167H78ZM102 168H103V167H102ZM106 168H107V167H106ZM209 168H210V166H209ZM238 168H239V167H238ZM251 168H252V167H251ZM262 168H263V167H262ZM48 169H49V168H48ZM83 169H84V168H83ZM104 169H105V168H104ZM123 169H124V168H123ZM178 169H180V168H178ZM203 169H205V168L203 167ZM217 169H218V168H217ZM233 169H234V168H233ZM235 169H236V168H235ZM243 169H244V168H243ZM260 169H261V168H260ZM60 170H61V169H60ZM77 170H78V169H77ZM228 170H229V169H228ZM13 171H14V170H13ZM71 171H72V170H71ZM92 171H93V169H92ZM99 171H100V170H99ZM99 171H98V172H99ZM113 171H114V170H113ZM177 171H178V170H177ZM182 171H183V170H182ZM211 171H212V169H211ZM249 171H250V170H249ZM261 171L263 172V170H261ZM0 172H1V171H0ZM10 172H11V171H10ZM27 172H28V171H27ZM34 172H35V171H34ZM50 172H51V171H50ZM163 172H164V171H163ZM165 172H166V170H165ZM185 172H186V171H185ZM203 172H205V171H203ZM29 173H30V172H29ZM29 173H28V174H29ZM55 173H56V171H55ZM68 173H69V172H68ZM106 173H107V172H106ZM116 173H117V172H115L114 174H116ZM126 173H127V172H126ZM186 173H187V172H186ZM236 173H237V172H236ZM260 173H261V172H260ZM14 174H15V173H14ZM32 174H33V173H32ZM118 174H119V173H118ZM134 174H135V173H134ZM151 174H152V173H151ZM172 174H173V173H172ZM198 174H199V173H198ZM200 174H201V173H200ZM220 174H221V173H220ZM229 174H230V173H229ZM240 174H241V173H240ZM242 174H243V173H242ZM2 175H3V174H2ZM38 175H39V173H38ZM48 175H50V174H48ZM52 175H53V174H52ZM52 175H50V176H52ZM55 175H56V174H55ZM89 175H90V174H89ZM95 175H96V174H95ZM100 175H101V174H100ZM126 175H127V174H126ZM163 175H164V174H163ZM30 176H31V174H30ZM34 176H37V175H34ZM34 176H33V177H34ZM53 176H54V175H53ZM68 176H69V175H68ZM93 176H94V175H93ZM102 176H103V174H102ZM112 176H113V175H112ZM115 176H116V175H115ZM129 176H130V175H129ZM175 176H176V174H174V177H175ZM229 176H230V175H229ZM242 176H243V175H242ZM252 176H253V175H252ZM0 177H1V176H0ZM7 177H8V176H7ZM12 177H14V175H13ZM15 177H16V176H15ZM31 177H32V176H31ZM55 177H56V176H55ZM78 177H79V176H78ZM82 177H83V176H82ZM89 177H90V176H89ZM95 177H96V176H95ZM99 177H100V176H99ZM122 177H123V175H122ZM201 177H202V176H200V178H201ZM245 177H246V176H245ZM256 177H257V176H256ZM259 177H260V176H259ZM53 178H54V177H53ZM71 178H72V177H71ZM120 178H121V177H120ZM120 178H116V179H120ZM147 178H149V177H147ZM178 178H180V177H178ZM17 179H18V178H17ZM31 179H32V178H31ZM73 179H74V178H73ZM79 179H80V178H79ZM79 179H77V182H78ZM84 179H86V178H84ZM87 179H88V177H87ZM89 179H90V178H89ZM91 179H92V178H91ZM99 179H100V178H99ZM203 179H204V176H203ZM54 180H55V179H54ZM57 180H58V179H57ZM64 180H66V179H64ZM74 180H75V179H74ZM81 180H83V179H81ZM93 180H94V179H92V181H93ZM154 180H155V179H154ZM229 180H230V178H229ZM229 180H228V181H229ZM231 180H232V179H231ZM231 180H230V181H231ZM237 180H238V179H237ZM252 180H253V179H252ZM19 181H20V180H19ZM83 181H84V180H83ZM118 181H120V180H118ZM152 181H153V180H152ZM197 181H198V180H197ZM200 181H201V180H200ZM204 181H205V180H204ZM219 181H220V180H219ZM245 181H246V180H245ZM250 181H251V179H250ZM5 182H7V180H6ZM52 182H53V181H52ZM95 182H96V181H95ZM99 182H100V181H99ZM125 182H126V181H125ZM135 182H136V181H135ZM137 182H139V181H137ZM187 182H188V181H187ZM205 182H206V181H205ZM207 182H208V181H207ZM207 182H206V183H207ZM259 182H260V181H259ZM46 183H47V182H46ZM50 183H51V182H50ZM57 183H58V182H57ZM59 183H62V182H59ZM111 183H112V182H111ZM118 183H120V182H118ZM142 183H143V182H142ZM160 183H161V182H160ZM160 183H159V184H160ZM191 183H192V182H191ZM206 183H205V185H206ZM230 183H231V182H230ZM239 183H240V182H239ZM246 183H247V182H246ZM263 183H264V182H263ZM6 184H7V183H6ZM19 184H20V183H19ZM51 184H53V183H51ZM66 184H67V183H66ZM72 184H73V183H72ZM74 184H75V183H74ZM122 184H124V182H123ZM136 184H137V183H136ZM216 184H217V183H216ZM216 184H214V185H216ZM222 184H223V183H222ZM231 184H232V183H231ZM235 184H236V183H235ZM244 184H245V183H244ZM9 185H11V184H9ZM45 185H46V184H45ZM62 185H63V184H62ZM68 185H69V184H68ZM79 185H80V184H79ZM79 185H78V186H79ZM102 185H103V183H102ZM112 185H113V184H112ZM134 185H135V184H134ZM137 185H138V184H137ZM146 185H147V184H146ZM162 185H163V184H162ZM182 185H183V184H182ZM187 185H188V184H187ZM187 185H186V186H187ZM196 185H197V184H196ZM200 185H202V184H200ZM212 185H213V184H212ZM223 185H225V183H224ZM226 185H227V184H226ZM240 185H241V184H240ZM6 186H7V185H6ZM19 186H21V185H19ZM22 186H23V185H22ZM27 186H28V185H27ZM47 186H48V183H47ZM92 186H93V185H92ZM109 186H110V184H109ZM109 186H107V187H109ZM132 186H133V185H132ZM140 186H143V185H140ZM148 186H149V185H148ZM159 186H160V185H159ZM183 186H184V185H183ZM209 186H210V185H209ZM7 187H8V186H7ZM54 187H55V186H54ZM60 187H61V186H60ZM112 187H113V186H112ZM130 187H131V186H130ZM150 187H153V185L150 186ZM213 187H214V186H213ZM213 187H212V188H213ZM216 187H217V186H216ZM216 187H215V188H216ZM236 187H237V185H236ZM241 187H242V186H241ZM255 187H256V186H255ZM263 187H264V186H263ZM49 188H50V186H49ZM74 188H75V186H74ZM88 188H89V186H88ZM101 188H102V187H101ZM117 188H118V187H117ZM121 188H122V187H121ZM128 188H129V187H128ZM139 188H140V187H139ZM144 188H145V187H144ZM190 188H191V187H190ZM200 188H201V187H200ZM224 188H227V186H226V187L224 186ZM244 188H245V187H244ZM251 188H252V187H251ZM2 189H3V188H2ZM18 189H19V188H18ZM62 189H63V188H62ZM110 189H111V188H110ZM122 189H124V188H122ZM131 189H132V191H133V188H131ZM142 189H143V188H142ZM146 189H147V188H146ZM160 189H162V188H160ZM166 189H167V188H166ZM185 189H186V187H185ZM232 189H233V188H232ZM239 189H240V188H239ZM261 189H262V188H261ZM7 190H8V189H7ZM21 190H22V189H21ZM25 190H26V189H25ZM28 190H29V189H28ZM32 190H33V189H31V191H32ZM35 190H36V189H35ZM47 190H48V189H47ZM56 190L60 191L59 189H56ZM72 190H73V189H72ZM75 190H76V188H75ZM81 190H82V189H81ZM89 190H90V189H89ZM94 190H95V189H94ZM115 190H116V189H115ZM126 190H127V189H126ZM153 190H154V189H153ZM168 190H169V189H168ZM190 190H191V189H190ZM201 190H202V189H201ZM243 190H244V189H243ZM253 190H254V189H253ZM33 191H34V190H33ZM50 191H51V190H50ZM68 191H69V190H68ZM70 191H71V190H70ZM127 191H129V190H127ZM143 191H145V190H143ZM159 191H160V190H159ZM161 191H162V193H163V190H161ZM161 191H160V192H161ZM165 191H167V190H165ZM217 191H218V190H217ZM217 191H216V193H217ZM231 191H233V190H231ZM260 191H261V190H260ZM5 192H6V191H5ZM27 192H28V191H27ZM35 192H36V191H35ZM60 192H61V191H60ZM60 192H59V193H60ZM62 192H63V191H62ZM71 192H72V191H71ZM73 192H75V191H73ZM123 192H125V191H123ZM123 192H122V193H123ZM135 192H136V191H135ZM137 192H138V191H137ZM137 192H136V193H137ZM151 192H152V191H150V193H151ZM197 192H198V191H197ZM199 192H200V191H199ZM199 192H198V193H199ZM253 192H254V191H253ZM21 193H22V192H21ZM24 193H25V192H24ZM97 193H98V192H97ZM138 193H139V192H138ZM155 193H156V192H155ZM155 193H154V191H153V194H154V195H155ZM188 193H190V192H188ZM201 193H202V192H201ZM206 193H207V192H206ZM234 193H235V192H234ZM243 193H244V192H243ZM6 194H8V193H6ZM11 194H14V193H11ZM28 194H29V193H28ZM51 194H52V193H51ZM60 194H61V193H60ZM70 194H71V193H69V195H70ZM73 194H74V193H73ZM73 194H72V195H73ZM79 194H80V193H79ZM92 194H93V193H92ZM101 194H102V193H101ZM112 194H113V192H112ZM133 194L135 195V193H133ZM139 194H141V193H139ZM153 194H152V195H153ZM170 194H171V193H170ZM193 194H194V193H193ZM199 194H200V193H199ZM224 194H225V193H224ZM248 194H249V193H248ZM259 194H260V193H259ZM263 194H264V193H263ZM15 195H16V194H15ZM20 195H21V194H20ZM24 195H25V194H24ZM33 195H34V194H33ZM48 195H49V194H48ZM74 195H75V194H74ZM107 195H108V194H107ZM128 195H129V194H128ZM172 195H173V194H172ZM205 195H207V194H205ZM213 195H214V194H213ZM225 195H226V194H225ZM239 195H240V194H239ZM0 196H1V195H0ZM37 196H38V195H37ZM57 196H58V195H57ZM61 196H62V195H61ZM88 196H90V194H89ZM99 196H100V194H99ZM110 196H112V195H110ZM115 196H116V195H115ZM120 196H121V195H120ZM140 196H141V195H140ZM155 196H157V194H156ZM160 196H161V195H160ZM160 196H159V197H160ZM164 196H165V195H164ZM187 196H188V195H187ZM189 196H190V195H189ZM195 196H196V195H195ZM209 196H210V195H209ZM228 196H229V195H228ZM230 196H231V195H230ZM230 196H229V197H230ZM252 196H254V195H252ZM256 196H257V195H256ZM4 197H5V195H4ZM20 197H21V196H20ZM52 197H53V196H52ZM54 197H55V196H54ZM80 197H81V196H80ZM82 197H84V196H82ZM107 197H108V196H107ZM159 197H157V198H159ZM181 197H182V195H181ZM192 197H193V196H192ZM202 197H203V196H202ZM213 197H214V196H213ZM213 197H212V198H213ZM250 197H251V196H250ZM254 197H255V196H254ZM1 198H2V197H1ZM1 198H0V199H1ZM14 198H16V197H14ZM18 198H19V196H18ZM55 198H57V197H55ZM108 198H109V197H108ZM115 198H116V197H115ZM120 198H121V197H120ZM135 198H136V197H135ZM151 198H152V197H151ZM157 198H155V199H157ZM183 198H184V197H183ZM223 198H224V197H223ZM6 199H7V198H6ZM21 199H23V198H21ZM26 199H27V198H26ZM51 199H52V198H51ZM71 199H72V198H71ZM77 199H78V198H77ZM94 199H96V198H94ZM98 199H99V198H98ZM123 199H124V197H123ZM126 199H127V198H126ZM129 199H131V198H129ZM164 199H165V197H164ZM164 199H163V200H164ZM173 199H176V198L173 197ZM179 199H180V198H179ZM206 199H207V198H206ZM214 199H215V198H214ZM252 199H253V198H252ZM252 199H251V200H252ZM54 200H55V199H54ZM59 200H60V199H59ZM68 200H69V199H68ZM87 200L89 201L88 198H87ZM90 200H92V199H90ZM99 200H100V199H99ZM113 200H114V199H113ZM131 200H132V199H131ZM153 200H154V199H153ZM165 200H166V199H165ZM176 200H177V199H176ZM184 200H185V199H184ZM189 200H190V199H189ZM200 200H201V199H200ZM229 200H230V199H229ZM6 201H7V200H6ZM6 201H5V202H6ZM10 201H11V200H10ZM10 201H9V202H10ZM23 201H24V200H23ZM31 201H32V199H31ZM55 201H56V200H55ZM109 201H110V200H109ZM111 201H112V200H111ZM111 201H110V202H111ZM127 201H128V200H127ZM132 201H133V200H132ZM135 201H136V200H135ZM138 201H139V200H138ZM155 201L157 202V200H155ZM158 201H159V200H158ZM190 201H191V200H190ZM194 201H195V199H194L192 202H194ZM208 201H209V200H208ZM225 201H226V200H225ZM237 201H238V200H237ZM245 201H248V202H249V200H245ZM1 202L4 203V201H2V200H1ZM11 202H12V201H11ZM13 202H14V201H13ZM21 202H22V201H21ZM26 202H27V201H26ZM29 202H30V201H29ZM59 202H60V201H59ZM102 202H103V201H102ZM102 202H101V204H102ZM115 202H116V201H115ZM125 202H126V201H125ZM177 202H179V201H177ZM206 202H207V201H206ZM233 202H235V201H233ZM233 202H232V203H233ZM253 202H254V201H253ZM30 203H32V202H30ZM48 203H49V202H48ZM71 203H72V202H71ZM73 203H74V202H73ZM99 203H100V202H99ZM116 203H117V202H116ZM121 203H122V202H120V204H121ZM126 203H127V202H126ZM131 203H134V202H131ZM173 203H174V202H173ZM173 203H172V204H173ZM175 203H176V202H175ZM195 203H196V202H194V204H195ZM213 203H215V202L213 201ZM224 203H225V202H224ZM28 204H29V203H28ZM35 204H36V203H35ZM43 204H44V203H43ZM54 204H55V203H54ZM157 204H158V203H157ZM160 204H161V202H160ZM167 204H168V203H167ZM188 204H190V203L188 202ZM239 204H241V203H239ZM30 205H31V204H30ZM58 205H59V203H58ZM74 205H75V204H74ZM79 205H80V203H79ZM88 205H90V204H88ZM91 205H92V204H91ZM103 205H104V204H103ZM106 205H107V203H106ZM123 205H124V203H123ZM126 205H127V204H126ZM208 205H209V204H208ZM216 205H217V203H216ZM233 205H234V204H233ZM251 205H252V203H251ZM86 206H87V205H85V207H86ZM92 206H93V205H92ZM109 206H110V205H109ZM109 206H108V207H109ZM129 206H130V205H129ZM131 206H132V205H131ZM134 206H135V205H134ZM141 206H143V205H141ZM141 206H140V207H141ZM149 206H150V205H149ZM160 206H161V205H160ZM162 206H163V205H162ZM199 206H200V205H199ZM199 206H198V207H199ZM224 206H225V205H224ZM238 206H239V205H238ZM66 207H67V206H66ZM90 207H91V206H90ZM108 207H107V208H108ZM126 207H127V206H126ZM12 208H13V207H12ZM35 208H36V207H35ZM41 208H42V207H41ZM64 208H65V207H64ZM68 208H69V207H68ZM146 208H148V207H146ZM152 208H153V207H152ZM158 208H159V207H158ZM158 208H157V209H158ZM164 208H165V207H164ZM190 208H191V207H190ZM207 208H208V207H207ZM213 208H215V207H213ZM223 208H224V207H223ZM241 208H242V207H241ZM245 208H246V207H245ZM0 209H1V208H0ZM53 209H54V208H53ZM62 209H63V208H62ZM81 209H82V208H81ZM133 209H134V208H133ZM141 209H142V208H141ZM181 209H182V208H181ZM234 209H236V208H234ZM237 209H239V208H237ZM257 209H258V208H257ZM260 209H261V208H260ZM7 210H8V209H7ZM13 210H14V209H13ZM45 210H46V209H45ZM74 210H75V209H74ZM79 210H80V209H79ZM92 210H93V209H92ZM103 210H104V209H103ZM112 210H113V207H112ZM115 210H116V209H115ZM126 210H127V209H126ZM148 210H149V209H148ZM150 210H151V209H150ZM183 210H184V209H183ZM194 210H195V208H194ZM216 210H217V209L215 208V211H216ZM218 210H219V209H218ZM218 210H217V211H218ZM2 211H3V210H2ZM15 211H16V210H15ZM34 211H35V210H34ZM43 211H44V210H43ZM47 211H48V210H47ZM56 211H57V209H56ZM56 211H55V212H56ZM75 211H76V210H75ZM106 211H107V209H106ZM136 211H137V210H136ZM189 211H190V210H188V212H189ZM199 211H200V210H199ZM204 211L206 212V210H204ZM204 211L202 210V211H200V212H204ZM210 211H211V210H210ZM225 211H226V210H225ZM227 211H228V210H227ZM229 211H230V210H229ZM0 212H1V211H0ZM6 212H7V211H6ZM9 212H10V211H9ZM28 212H29V211H28ZM40 212H41V211H40ZM83 212H84V211H83ZM85 212H86V210H85ZM97 212H98V211H97ZM108 212H109V211H108ZM112 212H113V211H112ZM125 212H127V211H125ZM145 212H146V211H145ZM151 212H152V211H151ZM160 212H162V211H160ZM211 212H212V211H211ZM223 212H224V209H223ZM258 212H259V211H258ZM29 213H31V212H29ZM86 213L88 214V212H86ZM98 213H99V212H98ZM119 213H120V212H119ZM152 213H153V212H152ZM175 213H177V212L175 211ZM193 213H194V212H193ZM195 213H196V212H195ZM230 213H231V211H230ZM232 213H233V212H232ZM235 213H236V212H235ZM235 213H234V214H235ZM237 213H238V211H237ZM241 213H242V212H241ZM259 213H260V212H259ZM52 214H53V213H52ZM71 214H72V213H71ZM137 214H138V213H137ZM139 214H140V213H139ZM156 214H157V213H156ZM186 214H187V213H186ZM190 214H191V213H190ZM221 214H222V213H221ZM251 214H252V213H251ZM4 215H6L5 212H4ZM18 215H19V214H18ZM32 215H33V214H32ZM62 215H63V214H62ZM67 215H68V214H67ZM106 215H107V214H106ZM117 215H118V214H117ZM162 215H163V214H162ZM167 215H168V214H167ZM167 215H166V216H167ZM179 215H180V214H179ZM207 215H209V214H207ZM216 215H217V214H216ZM224 215H225V214H224ZM232 215H233V214H232ZM236 215H237V214H236ZM236 215H235V216H236ZM256 215H258V214L256 213ZM16 216H17V215H16ZM29 216H30V215H29ZM55 216H56V214H55ZM63 216H64V215H63ZM81 216H82V215H81ZM85 216H86V215H85ZM88 216H89V215H88ZM111 216H113V215H111ZM137 216H138V215H137ZM157 216H158V215H157ZM173 216H176V215H173ZM190 216H191V215H190ZM12 217H13V216H12ZM26 217H27V216H26ZM35 217H36V216H35ZM70 217H71V216H70ZM78 217H79V216H78ZM107 217H108V219H109V216H107ZM113 217H114V216H113ZM120 217H121V216H120ZM163 217H165V216H163ZM176 217H177V216H176ZM176 217H175V218H176ZM223 217H224V216H223ZM253 217H254V216H253ZM10 218H11V217H10ZM14 218H15V217H14ZM29 218H30V217H29ZM41 218H42V217H41ZM68 218H69V216H68ZM73 218H74V217H73ZM76 218H77V217H76ZM76 218H75V219H76ZM96 218H97V217H96ZM139 218H140V217H139ZM206 218H207V217H206ZM212 218H213V216H212ZM212 218H211V219H212ZM262 218H263V217H262ZM30 219H31V218H30ZM35 219H36V218H35ZM63 219H64V218H63ZM66 219H67V217H66ZM91 219H92V218H91ZM104 219H105V217H104ZM112 219H113V218H112ZM121 219H122V218H121ZM125 219H126V217H125ZM151 219H152V218H151ZM209 219H210V218H209ZM232 219H233V217H232ZM238 219H239V218H238ZM253 219H255V218H253ZM54 220H55V219H54ZM58 220H59V219H58ZM77 220H78V219H77ZM180 220H181V219H180ZM182 220H183V215H182ZM214 220H215V219H214ZM214 220H213V221H214ZM218 220H219V219H218ZM222 220H223V219H222ZM225 220H226V219H225ZM227 220H228V219H227ZM234 220H235V217H234ZM240 220H242V219H240ZM27 221H30V220H27ZM33 221H34V220H33ZM33 221H32V222H33ZM59 221H60V220H59ZM64 221H65V220H64ZM68 221H69V220H68ZM85 221H87V220H85ZM102 221H103V220H102ZM109 221H110V220H109ZM134 221H135V220H134ZM143 221H144V220H143ZM151 221H152V220H151ZM238 221H239V220H238ZM260 221H261V220H260ZM35 222H36V221H35ZM37 222L39 223L38 219H37ZM77 222H78V221H77ZM93 222H94V220H93ZM104 222H105V221H104ZM123 222H124V221H123ZM123 222H122V223H123ZM126 222H127V221H126ZM126 222H125V223H126ZM132 222H133V221H132ZM156 222H157V221H156ZM178 222H179V221H178ZM185 222H186V221H185ZM221 222H222V221H221ZM236 222H237V221H236ZM241 222H242V221H241ZM247 222H248V221H247ZM257 222H258V221H257ZM14 223H15V222H14ZM21 223H22V222H21ZM46 223H47V222H46ZM49 223H50V222H49ZM60 223H61V222H60ZM65 223H66V222H65ZM69 223H70V222H69ZM81 223H82V222H81ZM115 223H116V222H115ZM182 223H183V222H182ZM207 223H208V221H207ZM207 223H206V224H207ZM210 223H211V222H210ZM210 223H209V224H210ZM225 223H226V222H225ZM239 223H240V222H239ZM244 223H245V222H244ZM6 224H7V223H6ZM63 224H64V223H63ZM86 224H87V223H86ZM102 224H103V223H102ZM113 224H114V223H113ZM120 224H121V223H120ZM123 224H124V223H123ZM126 224H127V223H126ZM130 224H131V221H130L129 225H130ZM160 224H161V223H160ZM165 224H166V223H165ZM175 224H176V223H175ZM186 224H188V223H186ZM222 224H223V222H222ZM226 224H228V223H226ZM253 224H254V223H253ZM261 224H262V223H261ZM3 225H4V224H3ZM60 225H61V224H60ZM71 225H72V224H71ZM75 225H76V224H75ZM83 225H84V224H83ZM88 225H89V224H88ZM90 225H91V224H90ZM92 225H93V224H92ZM116 225H119V224H116ZM138 225H139V224H138ZM149 225H150V224H149ZM151 225H152V224H151ZM181 225H182V224H181ZM188 225H189V224H188ZM215 225H216V224H215ZM240 225H241V224H240ZM5 226H6V225H5ZM11 226H12V225H11ZM14 226H15V225H14ZM18 226H19V225H18ZM35 226H37V225H35ZM43 226H44V225H43ZM66 226H67V225H66ZM66 226H65V227H66ZM86 226H87V225H86ZM86 226H85V227H86ZM131 226H132V225H131ZM136 226H137V225H136ZM140 226H141V225H140ZM142 226H143V225H142ZM217 226H219V222H218V225H217ZM223 226H224V225H223ZM251 226H253V225H251ZM262 226H263V225H262ZM262 226H261V227H262ZM3 227H4V226H3ZM22 227H23V226H22ZM24 227H25V226H24ZM27 227H28V225H27ZM37 227H38V226H37ZM46 227H48V226H46ZM50 227H51V226H50ZM60 227H61V226H60ZM67 227H68V226H67ZM69 227H71V226H69ZM77 227H78V226H77ZM101 227H102V225H101ZM137 227H138V226H137ZM153 227H154V225H153ZM181 227H182V226H181ZM210 227H211V226H210ZM210 227H207V228H210ZM241 227H242V226H241ZM257 227H258V225H257ZM5 228H6V227H5ZM19 228H20V227H19ZM34 228H35V227H34ZM48 228H49V227H48ZM51 228H52V227H51ZM74 228H75V227H74ZM78 228H80V227H78ZM81 228H82V227H81ZM111 228H112V227H111ZM119 228H120V226H119ZM139 228H140V227H139ZM154 228H155V227H154ZM164 228H165V227H164ZM164 228H163V229H164ZM170 228H171V227H170ZM170 228H169V229H170ZM184 228H185V225H184ZM188 228H189V226H188ZM192 228H193V227H192ZM211 228H212V227H211ZM11 229H12V228H11ZM13 229H14V228H13ZM23 229H24V228H23ZM38 229H39V228H38ZM43 229H44V227H43ZM75 229H76V228H75ZM90 229H91V228H90ZM126 229H127V228H126ZM135 229H136V228H135ZM169 229H168V230H169ZM230 229H231V228H230ZM230 229H229V230H230ZM241 229H242V228H241ZM261 229H262V228H261ZM263 229H264V228H263ZM9 230H10V229H9ZM21 230H22V229H21ZM39 230H40V229H39ZM63 230H64V229H63ZM116 230H117V229H116ZM143 230H144V229H143ZM143 230H142V231H143ZM154 230H155V229H154ZM187 230H188V229H187ZM199 230H200V229H199ZM231 230H232V229H231ZM248 230H249V229H248ZM255 230H257V228H256ZM3 231H4V230H3ZM12 231H13V230H12ZM17 231H18V230H17ZM26 231H29V230H26ZM44 231H45V229H44ZM77 231H78V230H77ZM93 231L96 232L95 230H93ZM102 231H103V230H102ZM119 231H120V230H119ZM119 231H117V232L119 233ZM122 231H123V230H122ZM131 231H132V230H131ZM135 231H136V230H135ZM151 231H152V230H151ZM160 231H161V230H160ZM163 231H164V230H163ZM189 231H190V230H189ZM193 231H195V230H193ZM205 231H206L205 233H207V230H205ZM209 231H210V230H209ZM216 231H217V230H216ZM242 231H243V230H242ZM246 231H247V230H246ZM18 232H19V231H18ZM23 232H24V230H23ZM23 232H22V233H23ZM33 232H35V231H33ZM56 232H57V231H56ZM59 232H60V231H59ZM72 232H73V231H72ZM82 232H83V231H82ZM90 232H91V231H90ZM90 232H88V233H90ZM98 232H100V231H98ZM114 232H115V230H114ZM136 232H137V231H136ZM166 232H167V231H166ZM185 232H186V231H185ZM200 232H201V230H200ZM212 232H213V231H212ZM9 233H10V232H9ZM9 233H8V234H9ZM11 233H12V232H11ZM27 233H28V232H27ZM44 233H46V232H44ZM61 233H62V232H61ZM64 233H65V232H64ZM103 233H104V232H103ZM122 233H123V232H122ZM158 233H160V232H158ZM167 233H168V232H167ZM170 233H172V232H170ZM246 233H247V232H246ZM42 234H43V233H42ZM92 234H94V233H92ZM139 234H141V233H139ZM139 234H138V235H139ZM161 234H162V233H161ZM163 234H165V233H163ZM163 234H162V235H163ZM177 234H178V233H177ZM187 234H188V233H187ZM201 234H202V233H201ZM234 234H235V233H234ZM257 234H258V233H257ZM2 235H3V234H2ZM13 235H14V234H13ZM15 235H16V234H15ZM29 235L31 236V234H29ZM29 235L27 234L26 237H29ZM32 235H34V234H32ZM37 235H38V234H37ZM48 235H49V234H48ZM54 235H55V234H54ZM95 235H96V234H95ZM107 235H109V234H107ZM116 235H117V234H116ZM141 235H142V234H141ZM189 235H190V234H189ZM209 235H210V234H209ZM222 235H223V234H222ZM230 235H231V234H230ZM252 235H253V234H252ZM40 236L42 237L43 235H40ZM71 236H72V235H71ZM81 236H82V235H81ZM92 236H93V235H92ZM103 236H104V235H103ZM105 236H106V235H105ZM122 236H123V235H122ZM187 236H188V235H187ZM191 236H192V235H191ZM196 236H197V233H196ZM217 236H218V235H217ZM231 236H232V235H231ZM233 236H234V235H233ZM255 236H256V235H255ZM255 236H254V238H256ZM262 236H263V235H262ZM19 237H20V236H19ZM21 237H22V236H21ZM21 237H20V238H21ZM65 237H66V235H65ZM79 237H80V236H79ZM83 237H84V236H83ZM94 237H95V236H94ZM96 237H97V236H96ZM134 237H135V236H134ZM137 237H138V236H137ZM145 237H146V236H145ZM147 237H148V236H147ZM167 237H168V235H167ZM183 237H184V236H183ZM201 237H202V236H201ZM209 237H210V236H209ZM263 237H264V236H263ZM20 238H19V239H20ZM45 238H46V237H45ZM45 238H44V240H45ZM49 238H50V237H49ZM58 238H59V237H58ZM63 238H64V236H63ZM89 238H90V237H89ZM108 238H109V237H108ZM111 238H113V239L115 240L114 236L111 237ZM123 238H125V237H123ZM184 238H185V237H184ZM220 238H221V237H220ZM71 239H72V238H71ZM117 239H118V238H117ZM147 239H148V238H147ZM151 239H152V237H151ZM151 239H150V240H151ZM189 239H190V238H189ZM194 239H195V238H194ZM194 239H193V240H194ZM199 239H200V238H199ZM199 239H198V241H199ZM245 239H246V238H245ZM245 239H244V240H245ZM21 240H22V239H21ZM36 240H37V239H36ZM39 240H40V239H39ZM42 240H43V239H42ZM51 240H52V239H51ZM81 240H82V238H81ZM105 240H106V239H105ZM105 240H104V241H105ZM202 240H203V239H202ZM210 240H211V239H210ZM228 240H229V239H228ZM247 240H248V238H247ZM12 241H13V240H12ZM45 241H46V240H45ZM49 241H50V240H49ZM60 241H61V240H60ZM123 241H124V240H123ZM135 241H136V240H135ZM151 241H152V240H151ZM161 241H162V240H161ZM196 241H197V240H196ZM219 241H220V240H219ZM31 242H32V241H31ZM137 242H138V241H137ZM199 242H201V241H199ZM24 243H25V242H24ZM26 243H28V242H26ZM26 243H25V244H26ZM35 243H36V242H35ZM72 243H73V242H72ZM97 243H98V242H97ZM108 243H109V242H108ZM116 243H118V242H114V244H116ZM150 243H151V242H150ZM193 243H194V242H193ZM234 243H235V242H234ZM8 244H9V243H8ZM25 244H24V245H25ZM40 244H41V243H40ZM44 244H45V243H44ZM48 244H50V243L48 242ZM63 244H64V243H63ZM95 244H96V242H95ZM106 244H107V243H106ZM121 244H122V243H121ZM163 244H165V243H163ZM178 244H179V243H178ZM184 244H185V243H184ZM207 244H208V243H207ZM207 244H206V245H207ZM221 244H222V243H221ZM232 244H233V242H232ZM253 244H254V243H253ZM9 245H10V244H9ZM42 245H43V244H42ZM96 245H97V244H96ZM96 245H95V247H96ZM104 245H105V244H104ZM109 245H110V243H109ZM119 245H120V244H119ZM171 245H172V244H171ZM191 245H192V244H191ZM198 245H200V244H198ZM222 245H223V244H222ZM0 246H1V245H0ZM97 246H98V245H97ZM123 246H124V245H123ZM137 246H138V245H137ZM144 246H145V245H144ZM144 246H143V247H144ZM163 246H164V245H163ZM188 246H189V245H188ZM192 246H193V245H192ZM229 246H230V245H229ZM262 246H263V245H262ZM23 247H24V246H23ZM25 247H27V246H25ZM43 247H44V246H43ZM54 247H55V246H54ZM95 247H94V248H95ZM109 247H110V246H109ZM132 247H133V246H132ZM158 247H159V246H158ZM158 247H157V248H158ZM165 247H167V246H165ZM35 248H36V247H35ZM89 248H90V247H89ZM133 248H134V247H133ZM162 248H163V247H162ZM168 248H169V247H168ZM212 248H213V247H212ZM228 248H229V247H228ZM24 249L26 250V248H24ZM44 249H45V248H44ZM120 249H121V248H120ZM122 249H123V248H122ZM122 249H121V250H122ZM190 249H192V248H190ZM226 249H227V248H226ZM263 249H264V248H263ZM89 250H90V249H89ZM96 250H97V249H96ZM145 250H146V249H145ZM167 250H168V249H167ZM239 250H240V248H239ZM245 250H246V248H245ZM247 250H248V249H247ZM247 250H246V251H247ZM251 250H252V249H251ZM255 250H256V249H255ZM3 251H4V249H3ZM5 251H6V250H5ZM21 251H22V250H21ZM51 251H52V250H51ZM109 251H110V249H109ZM114 251H115V250H114ZM139 251H140V250H139ZM154 251H155V250H154ZM157 251H158V250H157ZM163 251H164V250H163ZM176 251H177V250H176ZM197 251H198V250H197ZM209 251H210V250H209ZM211 251H212V250H211ZM233 251H234V250H233ZM253 251H254V250H253ZM26 252H28V251L26 250ZM46 252H47V251H46ZM48 252H49V251H48ZM102 252H103V251H102ZM102 252H101V253H102ZM146 252H147V251H146ZM171 252H172V251H171ZM171 252H170V253H171ZM203 252H204V251H203ZM229 252H230V251H229ZM241 252H242V251H241ZM22 253H23V252H22ZM42 253H43V252H42ZM44 253H45V252H44ZM52 253H53V252H52ZM90 253H91V252H90ZM90 253H89V254H90ZM101 253H100V254H101ZM114 253H115V252H114ZM141 253H142V252H141ZM197 253H198V252H197ZM230 253H231V252H230ZM234 253H235V252H234ZM15 254H16V253H15ZM20 254H21V253H20ZM23 254H24V253H23ZM27 254H28V253H27ZM47 254H48V253H47ZM70 254H71V253H70ZM72 254H73V253H72ZM97 254H98V253H97ZM136 254H137V253H136ZM160 254H161V252H160ZM162 254H163V253H162ZM180 254H181V253H180ZM232 254H233V252H232ZM237 254H238V253H237ZM251 254H252V252H251ZM255 254H256V253H255ZM7 255H8V254H7ZM25 255H26V254H25ZM32 255H33V254H32ZM49 255H50V254H49ZM104 255H106V254H104ZM114 255H115V254H114ZM138 255H139V254H138ZM145 255H146V254H145ZM147 255H150V254H147ZM164 255H165V254H164ZM173 255H174V254H173ZM186 255L189 256V253L186 254ZM238 255H239V254H238ZM247 255H248V254H247ZM261 255H262V254H261ZM51 256H52V255H51ZM82 256H83V255H82ZM95 256H96V255H95ZM143 256H144V255H143ZM151 256H152V255H151ZM174 256H175V255H174ZM177 256H178V255H177ZM206 256H207V255H206ZM229 256H230V255H229ZM232 256H233V255H232ZM234 256H235V255H234ZM248 256H249V255H248ZM253 256H254V255H253ZM263 256H264V255H263ZM27 257H28V256H27ZM39 257H40V256H39ZM58 257H59V256H58ZM71 257H72V256H71ZM78 257H79V256H78ZM78 257H77V258H78ZM91 257H92V255H91ZM123 257H124V256H123ZM148 257H149V256H148ZM148 257L146 256V258H148ZM155 257H156V256H155ZM160 257H162V256H160ZM169 257H170V256H169ZM169 257H168V258H169ZM185 257H186V256H185ZM196 257H197V256H196ZM215 257H216V256H215ZM237 257H238V256H237ZM249 257H251V256H249ZM8 258H9V257H8ZM62 258H63V257H62ZM72 258H73V257H72ZM79 258H81V256H80ZM102 258H103V257H102ZM102 258H100V259H102ZM116 258H117V257H116ZM174 258H175V257H174ZM197 258H198V257H197ZM231 258H232V257H231ZM254 258H255V257H254ZM254 258H253V259H254ZM15 259H16V258H15ZM34 259H35V258H34ZM55 259H56V258H55ZM59 259H60V258H59ZM84 259H85V258H84ZM84 259H82V260H84ZM107 259H108V258H107ZM107 259H106V260H107ZM137 259H138V258H137ZM152 259H153V258H152ZM154 259H155V258H154ZM162 259H163V258H162ZM164 259H165V258H164ZM164 259H163V260H164ZM191 259H193V257H192ZM205 259H206V258H205ZM246 259H247V257H246ZM256 259H257V257H256ZM262 259H263V258H262ZM10 260H11V259H10ZM29 260H30V259H29ZM39 260H40V258H39ZM43 260H44V259H43ZM85 260H87V258H86ZM94 260H95V258H94ZM94 260H93V261H94ZM102 260H103V259H102ZM116 260H117V259H116ZM116 260H115V261H116ZM131 260H132V259H131ZM131 260H130V261H131ZM143 260H144V259H143ZM160 260H161V259H160ZM235 260H237V259L235 258ZM96 261H97V260H96ZM134 261H135V260H134ZM140 261H141V260H140ZM140 261H139V262H140ZM147 261H148V260H147ZM152 261H153V260H152ZM161 261H162V260H161ZM168 261H169V260H168ZM183 261H184V260H183ZM188 261H189V260H188ZM29 262H30V261H29ZM29 262H28V263H29ZM38 262H39V261H38ZM43 262H44V261H43ZM61 262H63V261H61ZM67 262H69V261H67ZM144 262H145V261H144ZM190 262H191V261H190ZM195 262H196V261H195ZM257 262H258V261H257ZM259 262H260V261H259ZM41 263H42V262H41ZM41 263H40V264H41ZM76 263H77V262H76ZM85 263H86V261H85ZM116 263H117V262H116ZM124 263H125V261H124ZM126 263H128V262H126ZM131 263H132V262H131ZM134 263H136V262H134ZM167 263H168V262H167ZM172 263H173V262H172ZM179 263H180V261H179ZM205 263H206V262H205ZM240 263H241V261H240ZM6 264H7V263H6ZM25 264H26V263H25ZM49 264H50V263H49ZM55 264H57V263H55ZM119 264H120V263H119ZM154 264H155V263H154ZM193 264H194V263H193ZM242 264H243V263H242ZM254 264H255V263H254ZM262 264H263V263H262Z\"/></svg>",
	"mask_w": 264,
	"mask_h": 264
}]
</instances>
